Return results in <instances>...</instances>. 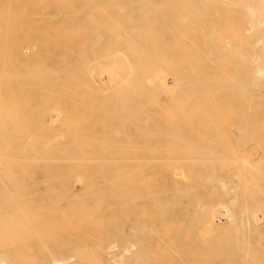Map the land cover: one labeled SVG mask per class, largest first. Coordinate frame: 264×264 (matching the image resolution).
<instances>
[{
	"label": "rangeland",
	"instance_id": "374dc122",
	"mask_svg": "<svg viewBox=\"0 0 264 264\" xmlns=\"http://www.w3.org/2000/svg\"><path fill=\"white\" fill-rule=\"evenodd\" d=\"M0 1H2V2H0V4H1L0 8L3 9L5 7V5H6V7L9 6L11 8V13L13 12L12 10H14V12H13L14 16H13V14L11 15L12 18L10 16L8 17L9 14L8 15L6 14L9 9L7 10V12L5 11L6 8H4L5 10L4 9L2 10V13L5 11L4 14L7 15L4 18L8 17V20L5 19V21H3V22H5V24H7L6 21H9V23H11L10 21L13 19L11 24L13 25L14 22H15V24L13 26L21 28V29L18 28V30L15 28V30H16V32H15L14 27H11L10 29L13 28V30H9L10 32L7 31V35L9 34L8 36L6 35V33L4 34V33H2L0 31L1 32L0 35H3V36L6 35L5 36L6 38L0 36L1 40L4 38L5 41H6L5 45L8 44L7 46H4L3 45L4 44V42H3L4 39L2 41H0L1 49H5L6 48L4 51L3 50L1 51L2 55L0 57H2L4 55V59L1 58L0 70L2 69L3 71L4 70L8 71V69H9V72H11L12 75H13V77H11V75H10L9 79L8 78L0 79L1 81L10 84V88L8 86L7 87L5 86L6 89L4 88L5 90H8V91L10 89V93H2L1 96H3L2 98H6V96H8L9 94H12V98H9L12 106H13L12 101L13 100L17 101V99H18V101L19 100L21 101L20 102L21 105H19V106H23L25 104L26 108H27L26 111H16V114L14 112L15 115L12 114V116H10L11 120H12V118H14L13 116H16L15 119H13L12 121L13 122L16 121V123H13V124H14V126L18 125L19 127L17 126L16 128H14V126H8L9 128H7L6 130L7 131L11 130V131H14L15 133H18L20 131L21 132H25L26 131L25 132L26 135L24 136L25 133L24 134L22 133V135L20 137L26 138V140H27V137L30 138V141L29 140H27V141L26 140H22V141H24V144H26V146H28V147H26V149L24 148L25 145H24V147L20 146V145H23L22 141L19 142L17 140V138H15L16 141L14 139L13 147H14V143L15 142H16V144H15L16 147H15V151H13L14 148H12L13 149L12 150V155L15 153V155H13V156H14V158H17V160L14 161L15 160L14 159L13 161L16 162V165H18V166H16L15 164H12V165H15V167H18V168H20V166L23 165L22 160L19 161L20 159H18V158H21L22 153H23L24 156L28 155L30 152L28 153L27 151L30 149V147H31V145L33 143L34 144L36 143V144H35V146L32 145L33 147H31V148H37L36 150L39 149V151L35 152V151H33V149H30V151L31 150L33 151V152L31 151L30 154L33 153V155H35L37 158L38 157H44L45 159H49L50 160V159H53V157H54V159H58V160H56V162L54 160H53L54 162L53 161H49V160H46L44 162H42L43 160H40V161L38 160V162H37V160H35L34 161L35 164L44 163L45 165L43 167L42 166H37V165H31L29 167V170H30V176L29 177H31L30 179H32V181H33V182H30V186H34L35 185L34 187H36L37 189H41V191H45V192H42V193H45V195L40 193L41 192L40 191V192H37L35 194V196L33 195V197L30 198V199L38 200L41 203H43V209L45 208L44 206H47L46 207V211H47V208H48L49 210L52 211L51 212L52 214L51 213H50V215L47 214L48 212H46L45 209L42 212L41 210H43V209L40 208V210H37L39 208H37V209L34 208V209H31L29 212L35 214V212L37 210L38 212H36V214H37L38 217H35V216L33 217L31 215V213H27L28 215L32 216L34 222L32 221V219L30 220V218H29V216L27 214L25 215V217L28 218V219L26 218L28 221L30 220L29 224L30 225L32 224L31 225V229H32L33 226L34 227L38 226V223L42 221L41 224L44 223L43 226L47 230H48L50 225H49V223L45 224L46 221H50V222L51 221H55V220L58 221L57 219L60 218L59 222H57V224L54 225L55 227L59 226L58 229L59 228L60 229L57 230V228H55V230H54L53 229L54 226H53V227H51V229L49 228L51 230V232H50V234H48L49 231L44 230V228H43L45 236H41L40 234H39V236H41L40 240L44 243V245H45V243L47 245L46 247H44L45 248L44 251L42 250V249H44L42 247L43 244L40 242V240L37 241L39 238L37 237L38 236V234H37L38 232L36 231L39 227H40V229H42V227H41L42 225L39 223L41 226L39 225V227H35L36 228L35 232H36L37 236H36V234H34L35 232L33 233L34 229H32L33 231L31 229H29V230L32 231V233L30 231V233L28 232V235L34 234L32 236H36L37 240H36L35 237H32V236H31L32 238H30L28 236L29 237L28 240H26L27 238L25 237L26 239H23V240L29 241L30 243H28V246L25 247V248H23V247L21 248L20 247L21 250L19 249V246H18L17 247L18 248V253L16 254V258L12 259L9 264H11V263L12 264H38L39 261H42L44 259H45L44 262L42 261L39 264H50L51 261H49V259H50L49 256L52 255V253L53 254L54 253H58V252H67V253H69V251H70V254H73L71 252L74 251L75 254L76 253L78 254V251H79L80 248L81 249H80L79 254L81 253L82 250H84L83 253L86 256H90L91 257L92 252H94L95 250L97 252V245L98 244H100V246H103L104 243H106V239L99 238L100 237L99 236L100 233H96L97 231L99 232V230H98L99 228H97V226L98 227H100V225L106 226L107 223H109L108 222L109 220L115 219L116 218L115 213L118 212V210L120 209V204L121 203H122L121 205H123L122 206V210H125V207L127 209L126 211H128V210L130 211L131 210L132 214L138 215V218L141 220V222L145 221V220H152V221H155V222L159 223L161 217H160V215H156L155 214L156 210L158 209V206L156 207V205H155L156 204L155 199H156V201H157V199L160 200V201H163V200L166 199V196L163 193L158 195V194H156L154 192V190L156 189V185H159L161 182H164V181L169 182L172 179V183L176 182V183H179V186H182V185L186 184L185 179H188L190 181V183H195L196 180H197V182L201 184L200 187L202 189V187H204V184H202V183H203L204 179L206 178L205 173L208 171V169L205 168V166H203L201 164H204V163H213L214 164L216 162L219 163V160H221L223 158V156H225L226 158H228L230 160L231 159L232 160H237V159H235L236 157L239 160L240 157H243L242 160L246 161L249 164L248 166H250V164H252L251 166H253V167L254 166L256 167V164L253 165L254 163H257V162L258 163H262V164L264 163V107L262 108V105L259 104V101L262 99L261 96L258 98L259 95L257 94L259 86L251 87V89L248 90L250 95L249 94L246 95V93H243L242 90H241V85H240L241 84L240 83L241 80L237 81V79H239V75L235 76V74H234V76L231 78L230 77V75H231L230 71L231 70L230 71L228 70V68L230 67L229 64H231V63L235 64V62H236L235 67L237 69L239 68V65H240L241 61L240 62L238 61L237 58H239V57H236L237 54L234 55L235 53H237L239 51V46H238V51H237V49L231 50L232 52H234L233 56L236 57V58H233V56H231V54L229 53L231 51L228 48L231 49V47L233 48V46H236L234 48H237V44L239 42V39H241L239 36L241 35V33L243 34V29H244V26H245V23H244L243 20H241V17L237 21H236V19L234 20V18L232 17V15H234V14L238 15V16H241V11L239 10V12H240L239 13V12L236 11V8L233 9L235 6H231L232 5L231 2H227L226 4H228V5H226V4L220 3V2H218L216 0L212 1L214 3H212L211 0L201 1V3L199 1H197L195 3L193 1H191L193 3H190V2L187 3V1H189V0H187L186 4H183V3H185V1L178 3L179 0H177V1H168V0H93L92 1L91 0V2L89 0H87V1L86 0H70V3L67 4V7H64L65 6V4H64L65 1L62 2V0H44V1H42V0H36V1L35 0H29V1L28 0H20V1L17 0L16 2H14V0L13 1L9 0V2H10L9 5L6 4V2H7L6 0H0ZM58 2H60V3H58ZM68 2H69V0H68ZM2 4H4V5H2ZM72 4H74L75 7ZM71 5L73 6V8H72ZM16 6H18V7L16 8ZM46 6H47V8H46ZM183 6H185V7H183ZM14 8H16V9L19 8L18 10H20V12H22V13L19 14L18 10H17L18 12L16 13V9H14ZM74 8H76V9H74ZM90 8H91V10H90ZM226 8L233 9L232 10L233 12L229 11ZM169 11H171V12H169ZM235 11H236V13H235ZM25 12L28 13V14H26ZM34 12H35V15L33 14ZM73 12H75V14ZM87 12H88L89 15L87 14ZM184 12H185V14H184ZM193 12H195V13H193ZM8 13H10V11ZM39 13H40V15H37ZM62 13H63V15H62ZM64 13H67V15L64 14ZM70 13L72 14L71 15L72 18L70 17ZM180 13H181L182 17L180 15ZM17 14H19V15H17ZM187 14H188L189 17L186 16ZM16 15H17V17L19 16L20 19L22 18V20L17 18ZM86 15H88V16H86ZM90 15H93V17H92L93 20L91 21L92 24L90 22H88V20L90 21V19H91V18H88ZM1 16L2 15L0 13V18H2ZM129 16H131V17H129ZM15 17L17 19H19L20 26H18L19 24L17 23L18 21H16L17 19ZM29 17L31 18V21L33 23H31L30 20H27ZM180 17L182 19H180ZM4 18L2 20H4ZM9 18H11V19L9 20ZM23 19H26V21H23ZM94 19H95V21H94ZM38 21H40V22L43 21V22L39 23ZM23 22H25L26 24H23ZM27 22H28V24H27ZM44 23H46V24H44ZM2 24H4V23H1V25ZM5 24L2 25V26L5 27ZM47 24H48V27H47ZM59 25H60V27H59ZM72 25L76 26L77 28L79 27V29H77V30H80V29H84V30L77 31L76 29H74L75 31H77V34L76 33L72 34V31H70V27H71V29L76 28V27H72ZM118 25H120V26H118ZM2 26H1L0 30L3 29ZM7 26L8 25H6V28H7ZM23 26H26V27H29V26L31 27L32 26L31 28L29 27L31 29V32L26 27L23 28ZM33 26H34V28H33ZM64 27L69 28V29L66 30ZM230 27H231V29H230ZM6 28L3 31L6 32V30L9 29V28H7V29ZM36 28H38V31H40L39 33H38V31H36L37 30ZM54 28H56V29L54 30ZM108 28H110V30ZM48 29H50V30H48ZM235 29H238V31L235 30ZM20 30H23V31L27 30L28 34H26V31L22 33ZM41 30L42 31H46V32H42ZM58 30H60V33L64 34V36L61 35ZM133 30H134V32H133ZM13 31H14V33H13ZM68 31H70V32H68ZM10 33H13L15 35L10 34ZM24 33H25V35L21 36ZM42 33L44 34V36L46 35L44 38H43V34ZM46 33L47 34L50 33L49 36H51V37H48V39H49L48 41L49 42L46 39V37H47ZM112 34L114 35V37H113ZM56 35H58V36H56ZM91 35H92V37H91ZM52 36H54V37L52 38ZM61 36H62V38H61ZM7 37H8L9 40L7 39ZM129 37H131V38H129ZM238 37H239V39H238ZM245 37H246V39H244ZM27 38H28V40H32V41H34L36 39L35 42H36V46L37 47H36V51L34 53L29 55L27 58H22V57H19V55L11 49L10 45H12V43H10V42H13L15 44L19 43L18 45L22 46L25 41H28ZM242 38H243V41L249 39L248 36H243ZM11 39H12V41H11ZM13 39H15V40H13ZM40 39H42V40H40ZM117 39H119V40H117ZM44 40L46 41V45L44 43L45 42ZM67 40H69V42ZM92 40H94L95 42H91ZM22 41H23V43H22ZM42 42H43V44L41 45ZM63 42H65L64 45H66V46L61 47L63 45ZM229 42L231 43V45L232 44L233 45L232 46L229 45ZM111 43H112V45H111ZM90 44H91V47H90ZM113 44H115V45H113ZM195 45L198 46V48L194 47ZM203 45H207L206 48L208 50V47H209V51L210 52H208L207 50H204L205 48L202 47ZM44 46L45 47L48 46V50L45 49ZM178 46H179V48H178ZM226 46H227V48H226ZM183 47H184V49H183ZM130 48H131V50H130ZM138 48H140V49H138ZM186 48H187V50H186ZM42 49H44L45 52H46V53L45 52L43 53V56L41 54L43 52ZM127 49H129V50L127 51ZM146 49H148V50H146ZM6 50H7V52H6ZM40 50H41V52H40ZM102 50H103V54L101 55L100 53L102 52ZM104 50H106L105 53H104ZM150 50L152 52H150ZM211 50L214 53H212ZM218 50H220L221 54H217ZM215 51H217V52H215ZM3 52H4V54H3ZM115 52L116 53L118 52L117 53L118 55L115 54ZM196 52H198V53H196ZM207 52H208V54L209 53L210 54L207 55ZM47 53L48 54L50 53V54L48 55ZM76 53L77 54L79 53L80 56L77 55V56H79V57H77ZM81 53H82V55H81ZM200 53L201 54L205 53L204 54L205 57H204V55H202L203 58H201V55H199ZM224 53H226V54H224ZM7 54H8V56H7ZM35 54L36 55H40L41 54V55H40V57H37ZM62 54H63V56H62L63 58L62 57L60 58L59 55H62ZM136 54H138V55H136ZM142 54H144V55H142ZM151 54H154V55L157 54V57L153 56ZM216 54H217V56L219 55V57L221 59V62H222L221 65H223V66L225 65L224 69H223V66H221V68H222L221 70L222 71L220 72L221 76H222L221 78L223 79L224 82H222L223 83L222 84L221 81H220V83L218 84V85L222 84V85H220L218 87L219 89H220V87H222V88H221V90H218L219 95H218V97L216 96V98H215V100L217 102H215V101H214V103L211 102L212 106L208 107L207 101H205L206 105H203V106H205L207 108H211V107L214 108L215 107V110L220 108V110L223 109V111H220V110L215 111L214 110V113H213V111H211V114L213 116H215V117H213L210 114L209 111L205 112L207 114L209 113V116H207V114H204L202 112V114L206 115L207 118L206 117L203 118V115L200 114V112H197V111H195V112H197L199 114L195 113V115L196 114L197 115L196 116L194 115V117H196V118H194L192 116L193 113L191 112L192 114H190V112H189L188 116L191 119V123H193V124H191V123H189L190 119L188 118L189 121H188V119H186L188 112L184 113V112H180V110L177 111L178 106H179V105L177 106V104H176V106L173 107V104L175 103L174 102L175 100H173V96H172V93H173V89H172L173 88V86H172L173 77L171 76V74L173 72L171 73L170 70L173 69V64L177 65L176 64L178 62L177 58L179 56H181L182 58H180V57L178 58L179 59L178 65H188V63H189V65L190 64L194 65V63H193L194 61L192 62L193 59H201V60H203V59L204 60L205 59L206 60L207 59H214V55H216ZM32 55H34V57ZM106 55L107 56H111V57H108V60H107L106 59L107 58ZM116 55L118 57H120V58H118ZM192 55H194V57ZM198 55L200 56L199 58L197 57ZM210 55H212V56H210ZM226 55H229V56H226ZM99 56H100V58H99ZM183 56L186 57L184 59H186L188 61L187 64H186V62H184V63L181 62V59H183ZM80 57H81V59H80ZM101 57H104V58H101ZM137 57H138V59H137ZM158 57H161V58H158ZM189 57H192V58H189ZM245 57H247V56H245ZM78 58L80 60H82V61H80V62H82L81 64H80V62H78L79 61ZM156 58H158V59H156ZM35 59L36 60L38 59V62ZM73 59L75 61H77V62L73 61ZM184 59L182 61H185ZM226 59H227V61H226ZM2 60H4L5 63ZM83 60H84V62L87 60L85 62V64H83ZM88 60H89V62H88ZM90 60H92V61H90ZM111 60L114 61V63ZM127 60L130 61V62H127ZM167 60H169V61H167ZM96 61H98L99 63L101 62L103 67L100 66L99 63L96 62ZM134 61L135 62L137 61V63L135 64ZM159 61L160 62L163 61V62L160 63ZM164 61H165V63H164ZM171 61L175 62V63H172ZM224 61H225V63H223ZM20 62H22L21 63L22 65H20ZM116 62L119 63L120 64L119 66H121L122 68L125 67L123 69L127 70L126 67L128 66V68H129L128 71L124 70L127 73L124 72L123 69H121V67L120 68H118V66L116 67V64H117ZM88 63H89V65H87ZM95 63H97L96 66H95ZM111 63H113V65H115V66L112 67ZM167 63H169V64H167ZM214 63H215V65L217 63L220 65L219 61L216 62V60H215ZM237 63H238V65H237ZM249 63H250V66H252L254 64V63L252 64V62L250 60L247 62V64H249ZM2 64H4V65H2ZM36 64L40 65V66L38 65L39 68L36 66ZM121 64L124 65V66H122ZM129 64H131V65H129ZM132 64L136 65V66H134V68L135 67L136 68L138 67V68L137 69L135 68L136 70L134 68L132 69L131 68V67H133ZM25 65L26 66L28 65L27 66L28 70H26V68H25V70L23 69L24 67H26ZM63 65H65V68L68 65L69 66L65 70V68H62ZM81 65H82V67H80ZM148 65H149V67H148ZM198 65H199V63H198ZM200 65H201V63H200ZM203 65L215 66V65H213V63L211 64V62L210 63L209 62L203 63ZM22 66H23V68H22ZM90 66L93 67V69ZM151 66H153V67H151ZM233 66L234 65L231 64V68ZM40 67H41V69H40ZM46 67L47 68L49 67L48 70H50V71H51L52 68L55 67L56 71L54 72V74H52V71L54 69L51 72H49L47 70L50 73L49 74V73L46 72V69H47ZM58 67H59V69L61 68V70L57 69ZM85 67H86V69H89L87 71V74H86ZM107 67L113 68V69H109ZM34 69H35V71L37 69V72H34L33 71ZM130 69H132V70L129 71ZM161 69H163V71H161ZM13 70L15 71L14 73H13ZM40 70H43V71H40ZM121 70H122V72H124V74L120 73ZM25 71L26 72L28 71V74ZM71 71H72V73H74L75 77H72V78H70L69 76L67 77L68 74L66 72H68V73L70 72L71 73ZM110 71L112 73H110ZM155 71L156 72L158 71V72L156 73ZM18 72H21L20 73L21 75L23 73H26V74L25 75L23 74L24 76L22 77V76L19 75ZM40 72L41 73L44 72V73L40 74ZM88 72H90V75H88L89 74ZM92 72H94V74ZM154 72L156 73L155 76H154ZM1 73H2V71H0V74ZM35 73H38V74L36 76H34ZM159 73L161 75H163V76H161ZM131 74H133V76ZM15 75H17V76L15 77ZM26 75H30V76L33 75V78L31 76L32 79L30 80L28 78L30 76L26 77ZM50 75L53 76V77H51ZM59 76H60V78H59ZM71 76H73V74ZM89 76H91V77H89ZM111 76H113V77H111ZM153 76L155 78H157V79L153 78ZM224 76H226V78ZM17 77L20 78V79H18ZM66 77L68 79L69 78L70 79L68 80ZM76 77H78L77 81L79 82V83H76V86L79 85L80 82H83L82 80H84L83 83L85 84V85H81L82 84L81 83L77 87L78 90H77V88H75L76 86H74L75 83L73 82V81L77 82L76 80H73V78L75 79ZM117 77L120 78V80ZM149 77H150V80L152 79V81H150V80L149 81L148 80L145 81L146 79H149ZM116 78L118 80H115ZM248 78H249V76L247 75V78H244V80H242V81L248 80ZM33 79L36 82L34 85L32 84L33 81H34ZM63 79H65V80H63ZM66 79L68 80V82L70 84L72 83L71 86L69 85L68 82H66ZM125 79H129L128 80L129 82L127 80H125ZM50 80H52V83H51ZM174 80L176 81L175 77H174ZM231 80H233V82H231ZM235 80L237 82H239L240 84H238L236 82V85H234V84L231 85V83H235ZM39 81L40 82L43 81V83H41V86L43 85L44 87L43 86L39 87V84H40ZM63 81H64V83H62ZM111 81H113V82L111 83ZM23 82L26 83L27 85L25 86V84ZM87 82H88V84H87ZM93 82H94V84H93ZM114 82H116V83H114ZM120 82H122V83H120ZM130 82L132 84H130ZM135 82H136V84H135ZM146 82H148V83H146ZM18 83H19V86H18ZM28 83H30L29 85H31L30 86L31 89L28 86ZM117 83H118L119 86L116 85ZM53 84L55 85V88L58 90V91L57 90L55 91L56 95H57V93H60V95L56 96V99H57L56 102H55V99H53L55 96L52 97L55 94L53 92L55 90L53 88L54 87ZM59 84L62 85L63 89H61V86H59ZM153 84H155V85L153 86ZM32 85H33L34 88L32 87ZM36 85L40 89L36 88L35 87ZM48 85L50 87L48 90H50V91L46 92V90H47L46 88L48 87ZM65 85H66L67 89L63 87ZM124 85H126V86L124 87ZM127 85H128V88H127ZM69 86L71 87L70 88L71 91L69 90ZM72 86H74V88ZM83 86H85V88ZM86 86H87V89L90 88V86H91L92 89L90 88L91 89L90 91H89V89H88V91H86L87 90ZM109 87H110V89H109ZM231 87H233V88H231ZM235 87H237V88H235ZM132 88L133 89L135 88V89L133 90ZM253 88H254V90H253ZM23 89L24 90L26 89V90L23 91ZM41 89L44 90L45 92L42 91ZM64 89H66V90H64ZM95 89H98L97 91H99L100 93L97 92ZM125 89L126 90L131 89V91L130 90L126 91ZM236 89L239 90V91L237 90L239 92V94H241V93L244 94L246 99L247 98L250 99V97H251L250 101H252L253 103H251L249 101V99H248L247 104L249 105V107L251 105L250 109L252 108L255 111H253L252 109L248 111L247 110V106L248 105H246V103L244 104V107L242 108L243 102L242 103H240V102L243 100L244 97L243 98L242 97H240V98L236 97L235 94L238 93L237 91H234ZM59 90H61V92ZM103 90H105L106 92L103 91ZM120 90L123 93H120L119 92ZM240 90H241V93H240ZM20 92H21V94H20ZM22 92H24V93L22 94ZM30 92L33 95L30 94ZM35 92H36V94H35ZM49 92H50V94L51 93H54V94H52V96L49 95V94L47 95V93H49ZM69 92H70V95H69ZM114 92L117 95L119 94L118 95V97H120L119 99L114 94ZM234 92H235V94H234L235 96L233 95ZM43 93H44V95L46 94L47 97L49 96V98L44 100L43 97L46 98V96H44ZM39 94L42 97H40ZM121 94L124 96V98H123V96ZM87 95H89V96L87 97ZM223 95H224V97H223ZM230 95H233V96H230ZM50 96H51V98H50ZM67 96L69 97V99L67 98ZM104 96L106 97V99H105ZM248 96H250V97H248ZM128 97H129V99H128ZM169 97H171V98H169ZM227 97H229V98H227ZM233 97H234V99H233ZM235 97L238 98V99H236ZM40 98H42V99H40ZM73 98L75 99V101H71V99L74 100ZM125 98H126V100H125ZM6 99H4V100H6ZM49 99H52L54 101V103H53L52 100L50 101ZM263 99H264V97H263ZM41 100L42 101L44 100V102L48 103V105L44 106L45 105L44 103H43L44 105H42V101ZM47 100H49L50 103ZM114 100H116V101H114ZM121 100H125L127 104H125V102L122 101L124 103V105H123V103L120 102ZM16 101H14L15 104L18 103V101L17 102ZM84 101H86V102H84ZM153 101L155 102L154 104H153ZM64 103H65V105H63ZM82 103H85V104L83 105ZM91 103H92V105H91ZM197 103L199 105H201V102L200 103L197 102ZM203 103L204 102H202V104ZM222 103L224 105H228L229 107L228 106L227 107H228L229 110L225 109L226 106H224ZM36 104L38 105V107H37V109H34V108H36L35 107ZM169 104H171L172 106L171 105L169 106ZM213 104H215V105H213ZM33 105H34V108L32 107ZM112 105H114V107ZM164 105H166V106H164ZM181 105L183 106L184 102L181 103ZM167 106H169L170 108L171 107L174 108L173 110L176 111V112H173L172 108L169 109ZM254 106H255V108H254ZM259 106H260V108L258 109ZM16 107L17 106L15 105L14 108H16ZM43 107L47 108L48 110L49 109H53V110H51V112L49 110V112H50L49 113V112H47V109H44ZM161 107H163L164 109L161 108ZM222 107H224V108H222ZM38 108L40 110H38ZM58 108H60V109H58ZM166 109H168V110L167 111H163V110H166ZM230 109H232V110H230ZM62 110L64 111V113L62 112ZM169 110L170 111L172 110V112L174 113V116H173V113L170 112ZM237 110H239V111L236 112V114H235V111H237ZM231 111H232V113H231ZM58 112H60V113H58ZM178 112L181 113V114H179ZM216 112H218V113H216ZM43 113H45V114L43 115ZM130 113L133 114V115L131 116ZM164 113H166L165 114L166 116L164 115ZM171 113H172V115H171ZM27 114H29L30 116H28ZM31 114H34V115H32V117H31ZM35 114H39V115H35ZM168 114H169V117H167ZM21 115L23 117H21ZM80 115H81V117H80ZM108 115H109V117H108ZM114 115L116 116L115 118H118V120L114 118ZM175 115L177 117L180 116L179 118L181 120L179 118L177 119V117H175ZM221 115H225V116L228 115L229 118L228 117L226 118L225 116H221ZM246 115H248V116H246ZM19 116L21 118H23L24 120L21 119ZM55 116H57V117H55ZM170 116H173L175 118L173 119V117L171 118ZM111 117H112V119H111ZM211 117H212V119H211ZM31 118L33 119V122L29 123V120L32 121ZM166 118H168V119H166ZM101 119L103 120V122L101 121ZM164 119H165V121H164ZM221 119L223 121H221ZM11 120H9V121L11 122ZM234 120H235V122H234ZM37 121H42L41 122L42 123L41 127H40L41 123L37 124L36 123ZM44 121L47 122V125L49 123L50 124L48 126H46V123H44ZM202 121H204V123H202ZM218 121H220L221 123L223 122V123L221 124ZM10 122H8V123L10 124ZM184 122H185V124H184ZM186 122H188V124H187L188 126L190 125V127H189L190 129H188V127L186 125ZM205 122L207 124L209 122L210 123L214 122L215 123L214 126H216V127L213 126L214 123H212L211 125L209 123V125H207ZM237 122H238V124H237ZM22 123H23V125L25 124V126L28 123L27 128L28 129L30 128L29 131L31 130L32 134L27 131L28 129H26L25 126H23V127L20 126V124H22ZM31 124H32V126L30 127ZM167 124H169V126ZM121 125H122V127H120ZM207 126H208V128H207ZM195 127H196V130H194ZM11 128H14L15 130L11 129ZM22 128L25 129V131ZM67 128L72 130V131L68 130L69 131V135H71V136H68V135L66 136L67 133H65V131L66 132H68V131L65 130V129H67ZM79 129H80V131H79ZM217 129L220 130V132L219 131L217 132ZM51 130H53V131H51ZM55 130H57L56 132L59 131L60 133L58 134V133L54 132ZM235 130H237V131H235ZM118 131H119V133L121 135L118 133ZM123 131L125 132L126 136L124 135ZM50 132H52V134ZM62 132L65 133V134H62ZM169 132H171L172 135ZM37 134H38L39 138L41 136L42 137L44 136V138L46 137L45 138L46 141L45 142L41 141V139L38 140L39 138L37 139ZM60 134L64 135V136L61 135L63 140L61 139ZM110 134H112V135L110 136ZM55 135H56L57 139L55 138ZM72 135L74 137V140L71 139ZM113 135L115 137H113ZM53 136H54V138H53ZM79 136H80L81 140H80ZM34 137L37 139V141H36V139H34ZM84 138H86L85 139L86 141L82 140ZM90 138H91V140H90ZM127 138L129 140V143H128ZM54 139H56L57 141L54 140ZM226 139H227V141H226ZM31 141L33 142L32 144H31ZM98 141H100V142H98ZM109 141H111V143ZM114 141H115V143H114ZM169 141H171L170 144H168ZM50 142H51V144H53L52 146L57 144L58 147H56V145L54 147L59 148L58 149L59 154H57L56 150L55 151L54 150H52V151L50 150V148H52L51 145H48L49 146L48 147L49 151L46 150L47 149L46 145L49 144ZM52 142H55V144L52 143ZM172 142H174V143H172ZM40 143H41V146H40ZM67 143H68V145H66ZM71 143L73 145H71ZM81 143H82V145H81ZM183 143H184V145H183ZM37 144L39 146H37ZM43 144H44V146H43ZM104 144H106V145H104ZM112 144H113V146H112ZM171 144H172V146H171ZM97 145H99V146H97ZM189 145L191 146V148L189 149V151H186V149L190 147ZM192 145H194L195 147H193ZM105 146H106V148H105ZM111 146L114 147L115 149H113ZM229 146H230V148H228ZM40 147H41V149L44 147L45 150L42 149L43 152H41ZM54 147H53V149H56ZM130 147H133V149L132 148L130 149ZM171 147H173V149ZM174 147H175V150H174ZM192 147L194 148V151H192L193 150ZM198 147L199 148L201 147L200 149L205 148V151L207 152V153L206 152L205 153L207 155H209V156L207 157L206 154L200 152L199 151L200 149ZM61 148L62 149H64V148L68 149V154L69 155L68 154L67 155L69 157L65 156L66 153H64V150H62L63 152L60 151ZM119 148H121V149L119 150ZM122 148L123 149L125 148L124 153L121 152ZM151 148H153L154 150L156 149L155 151H157L158 153H156L154 151L152 152ZM159 148H161V149H159ZM215 148H216V150H215ZM222 148H223V150H222ZM136 149H137V151H136ZM166 149H168V150H166ZM195 149L196 150L198 149L199 152L196 151ZM22 150H25V151H22ZM71 150L74 151V152H72ZM99 150H102V152L99 151ZM116 150H118L121 153L120 154L117 153L118 151L115 152ZM170 150L173 152V154L171 153ZM183 150H185L184 154L186 153V155H190V157H188V158L192 157V159L193 158L195 159V160H193V162L197 160L198 161L197 164H194L195 162L194 163L190 162V160L187 157H184L185 155L182 152ZM45 151L47 152V154H46ZM70 151H71V153H70ZM78 151H79V153H78ZM150 151L152 153H150ZM161 151H164V153H162ZM20 152H21V154H20ZM25 152H27L28 154H26ZM48 152H50V153H48ZM197 152L199 153V155H198ZM61 153H63V154H61ZM91 153L94 154V155H92ZM111 153H112V155H111ZM133 153H134V155H133ZM166 153H169V154L171 153L172 155L170 154V156H169V154L166 155ZM192 153L193 154L195 153V155H198L200 157L197 159L195 155H191ZM233 153L236 155V157H233ZM241 153H242L243 156H241ZM89 154H90V156H89ZM114 154L117 155V157ZM151 154H153V156ZM217 154L221 155L222 157L218 156ZM100 155H102V156H100ZM110 155H111V157H109ZM210 155L211 156L214 155V157H216L215 155H217L218 157L215 158L216 159L215 160L214 157L212 158V157H210ZM24 156H22V157H24ZM71 156H77V158L73 157L74 160L76 159V161L77 160H81V161H79V162L77 161L78 163H76L74 161L72 163V162H70L73 159ZM203 156H205L204 160H206V161L203 160V158H204ZM44 158H42V159H44ZM69 158H70V161L69 162L66 161V159L69 160ZM159 158H161L162 160H165V159L166 160H170L171 159L170 161H173V162H170L171 164L169 165L168 161H166V162L164 161L163 162ZM175 158H176V160H181L182 162L178 161V162H176L178 164H175L174 163L176 161ZM84 159H86V160H84ZM91 159H92V161L97 160V162L96 161L92 162ZM98 159L101 162H99ZM105 159L108 160V161H105ZM117 159H119L121 161L118 162ZM148 159L149 160L153 159L154 162H151V161H147L148 163L145 162ZM212 159H214V160H212ZM228 159H225L227 162L225 160H223L222 161L223 164L221 166H219L220 164L217 163L218 166H216V173L215 174L217 176H222V177L224 175H226V174L228 176H231L233 174V172L236 171L235 168H237V171L240 172L239 179H241V181L238 183L237 187L235 188L236 190L233 192V199L235 200V202L236 201L237 202L236 203L233 202L232 204H229L230 206L228 205L229 212H232V217L229 220H230V222L231 221L232 222L229 223L227 218H223V215L221 214V212H223V211L220 208V210L218 211V214L217 213L215 214L216 218L214 217V220L217 223L213 227L210 226V228H208L207 231L202 230L200 226L196 227L195 223L198 222V218L192 217L191 213L196 211L194 213V215H197L196 213L199 212V211H197L198 210V208H197L198 205L195 204L196 202L193 199L188 197L186 200H184V204L181 205V209H182L181 212H180V205L176 206V208L174 209V213L173 214H172V211H171V213L169 215V220H167V222H166L167 223L166 224L167 225V230L169 231V233L165 232V233L157 234V236H155V238H152V241L156 242V244L158 243L160 245L161 254H163V255L166 254L167 252L165 253L164 251H166L167 248H168V250L170 249L169 250L170 252H172V250L174 248L172 246V244L174 242H172V229H171L172 227L171 226H174V228H176L175 226L178 227L177 223L181 222V223H183V228H185L184 226H186V223L189 222L190 227H191L190 229H192L191 233H190V229L189 228L187 230L179 229L180 232L184 234V236H185V234H188V237L184 238L183 243L187 242L189 244V246L195 247V246H198V245L202 246V244L205 242V246H206V247L204 246L205 250L203 251L201 249L202 253L205 256L201 255V251L199 250L200 253L197 252L195 254L196 256L195 255L194 256H189V257L184 258V259H180L179 257H175L173 262L170 261L171 263L168 262V264H264V256H263L264 255V251H263L264 250V207H257L252 202L253 198H255V197L264 198V196H263L264 195V186H263L264 185V167H262L263 165H260V164L258 165L259 168L256 167L258 169L257 172L260 173V175H261L260 176L259 174H257V172H255L257 170L255 167H254L256 169L255 171L252 169V167H248L247 168V166H246L247 163L246 164L243 163V164H245L244 165V171L242 170L243 168L240 167V165L238 163H237V166L236 165L234 166L235 161H233V165H230L231 163H229V167H228V162H229ZM62 160H65V161H62ZM112 160L114 161V163L112 162ZM124 160H126V161L128 160L130 162H128V161L126 162ZM135 160H138V161H135ZM141 160H143V161H141ZM155 160L156 161L159 160V161L155 162ZM186 160H187V162H186ZM201 160H202V162H201ZM47 161H49V163ZM59 161H61V162H59ZM85 161H89V162H87L88 164H86ZM115 162H117L116 163L117 165L115 164ZM185 162H186V164H185ZM224 162H226V163H224ZM230 162H232V161H230ZM240 162L241 161H239V163ZM139 163H141V164H139ZM76 164L78 165V167H76L77 166ZM80 164L82 165V167L80 166ZM100 164H102V165H100ZM163 164H164V166L166 165V167L168 165L167 168H169V169L163 167L162 166ZM83 165H84V167H83ZM87 165H88V167H87ZM143 165L145 167H143ZM186 165H187V167H186ZM224 165H225V167H223ZM100 167H101V169H100ZM122 167H124V168H122ZM174 167L177 168V169H181L185 173V174L181 175L182 177L185 176L184 177L185 179H182L179 174H175L174 177L172 175H170V174H166V172L171 171L172 168H174ZM198 168H200V169L198 170ZM117 169L118 170L122 169L124 172H122V170L120 172ZM134 170H136V171H134ZM230 170H231V172L232 171L233 172L231 173ZM66 172H68V174H66ZM69 172H73V173L71 174ZM189 172L191 173V175H190ZM245 172H247L249 174V176L252 177V180L255 181L254 182L255 184L251 183V178H248L249 179L248 180L245 177L244 180H242L243 177H244L243 174ZM124 173H127L128 176L127 175H123V176H125V177H123L122 174H124ZM194 173H198V175H195ZM31 174H33V175H31ZM93 174H95V175H93ZM248 174H246L247 177H249ZM53 175H54V177L51 178V176H53ZM62 175H64V177L66 175L67 178L66 177L63 178ZM91 175H93V176H91ZM240 175H241L242 178H240ZM76 177L79 180L78 182L86 180V181H83L82 183H84L88 187L90 186L89 188H91V189L90 190L83 189V186H81L80 183L77 182V180H76L77 178ZM80 177H81V179H80ZM90 177H91V181L89 180ZM188 177H190V178H188ZM44 178H46V179H44ZM68 178H70V179H68ZM74 178H76V179H74ZM146 178H148V180L149 181L151 180V181L149 182ZM57 179H59V180H57ZM125 179L127 180L128 184L126 183ZM145 179H146L147 183L145 182ZM160 179H162V180H160ZM49 180H50V182H49ZM101 180L104 181V182H102ZM109 180H111V183H109L110 182ZM141 180L142 181L144 180L145 183L142 182L144 184H141ZM260 180L263 181V182H259ZM34 181H36V183H34ZM45 181H46V183H45ZM243 181H245L244 184H243ZM139 182H140V184H139ZM42 183H44V184H42ZM113 183H116L117 186H116V184H113ZM118 184H122L121 188L119 187L120 185H118ZM256 184L259 185V186H257ZM95 185H97V186L93 187ZM253 186H257V188H255V187L253 188ZM51 187H53V188L51 189ZM242 187L244 188V190H243ZM259 187L262 190L259 189ZM45 188L48 189L49 192ZM111 188H113L114 190H111ZM130 188H132V190H133L132 192L133 193H131V191H129ZM257 189H258L259 192L257 191ZM50 191H51L52 194L50 193ZM79 191H83V192H79ZM243 192H244V194H243ZM260 192H262L263 194L260 193ZM30 194H32V192ZM75 194H77V195H75ZM82 194H84V195L81 196ZM85 194H87L89 196H86ZM123 194H125V195H123ZM129 194H131V195L133 194L132 197ZM55 195H59V196H55ZM72 195H74V197ZM77 196H79L78 197L79 199L77 198ZM120 196H121V198H120ZM249 197H251L252 199H249ZM49 198H52L53 200L52 199L49 200ZM101 198H102V200H99ZM105 198L106 199L108 198V200H105ZM135 198H137V199L135 200ZM222 199H226V196L224 197L223 195H221V200ZM95 200L96 201L98 200L97 201L98 203ZM129 200H131V201H129ZM53 201L58 202V205H55L56 202H55L54 205H52ZM85 201L87 202L86 204H85ZM81 202L84 203V204L81 205L80 204ZM91 202H92V204H91ZM49 204L53 208L51 206L49 207ZM76 204H77V206H75ZM78 204L82 208L78 207L79 206ZM88 205H91V206L93 205L94 208H96L97 206L99 207L100 205H102V207H99V208L97 207L98 211L96 212L94 210L93 211L94 213H93L92 212V207H91V210H89L90 207ZM112 205L113 206L115 205V206L113 207ZM55 206L60 208V210L58 208H56ZM71 206H73V207L69 208ZM105 206H106V208H104ZM108 206H109V208H107ZM74 207L76 209H78V211L76 209H74ZM87 207H89V208H87ZM195 207H196L197 210L195 209ZM63 208H67V211H65L66 209H64V215H65L64 218H65V220L61 219V218H63L62 214H60V216L58 215L59 212L63 211ZM102 208H103V210H102ZM234 208H235V210H234ZM53 209L56 211L55 214H53V212H54ZM82 209H83V212H82ZM87 209L90 212L86 211ZM252 209H254V210H252ZM245 210L248 211V212H245ZM250 210H252V212L255 211L256 215L258 216V217L257 216L256 217L258 218L259 222H258L257 219L255 221V220H252L251 218H249V213H252V212H250ZM39 211H41V212H39ZM85 211H86L87 214L84 213ZM237 211H239L238 214H242L244 212L246 214V216H244V214H243V215H241L242 217H239V218H242V219H239L238 223H236L237 222L236 218L238 217ZM79 212L82 213V216H83L82 218H81V214ZM95 212H96V214H95ZM143 212H145V213H143ZM179 212H180V214H179ZM92 213L94 215H91ZM143 214H144V216H143ZM39 215L42 217V219L41 218L38 219L37 220L38 223H36L37 221L35 222L36 219H34V218H39ZM86 215H88V217H89V215H91V217H93L94 219L93 218L90 219L91 217H89V219L91 221L87 220V219H85ZM260 215H263V216H260ZM94 216H96V218L97 217L101 218L99 220H101L103 224H100V225L98 224L96 226L95 225L96 222H93L96 219ZM20 217H21V215H20ZM23 217H21V219ZM76 217H79V220H80V218L82 220L84 219V220H86V222L85 221L80 222L79 220H77L78 218L76 219ZM191 217L194 218L195 222H194V220L192 221ZM48 218L51 219V220H49ZM66 218H67V221H66ZM129 218H131V216H129V217L125 216L124 217L125 222ZM188 218H190V219H188ZM27 220H24L25 223L28 222ZM74 220L75 221H79L80 223H82V225H79L80 223L77 225V222L74 223L75 222ZM246 221H247V224H248L247 226L248 227L246 226ZM253 221H255L257 223L255 224V222H253ZM92 222H93V224L95 223L94 225L97 228L96 230H95V226L92 225ZM170 222H172L173 224H171ZM83 223L85 225H83ZM239 223H241L242 225L239 224ZM68 224H71L72 226H74V224H76V226H74L75 227L74 228L71 225H69L70 227H72L71 229H69V227H66V225H68ZM237 224H239V225H237ZM197 225H198V223H197ZM25 227H27V229H28V225L25 226ZM240 227H242V228H240ZM73 228H74L75 231H73ZM168 228H170V229H168ZM194 228H195V230H194ZM27 229H25V230H27ZM200 229H201V232L199 231ZM254 229H255V231L253 232ZM20 230H21V228H20ZM52 230H54V231H52ZM56 230H57V232H56ZM91 231H93V232H91ZM196 231H197V234H196ZM23 232L25 233V231L23 230L21 234H23ZM42 232H40V233H42ZM44 233H43V235H44ZM21 234H20V237L22 236ZM97 234H98V236H97ZM17 235H19V233ZM24 235H27V234H23V236ZM257 235H258V237H257ZM46 236H47V239H45ZM49 236L51 237V239L50 238L48 239ZM163 236H165V237H163ZM260 236H261V238H260ZM157 237L161 238L162 241H161V239L159 240ZM242 237L243 238L245 237L244 238L245 241L243 240ZM17 238L18 237H16V239ZM21 238H23V237H21ZM96 239H98L97 240L98 242L96 241ZM17 240H19V239H17ZM100 240H101V242H100ZM246 240H247L248 243L246 242ZM201 241H203V243ZM166 242H168V243H166ZM62 243H64V244H62ZM177 244H180V243L177 242ZM213 244H214V246H213ZM40 245H42V246H40ZM53 245H54L55 248L53 247ZM90 245L93 246L92 248H94V250L92 248H90L91 247ZM94 245L96 246V248H95ZM164 245L166 246V249H165ZM167 245H169V247ZM174 245H175V243H174ZM216 245H217V247H215ZM85 246L87 247V249H86ZM88 247H89V249H88ZM163 248L165 250H163ZM28 249H30V250L27 251ZM46 249H48L47 253L45 252ZM40 250H41V253H40ZM87 250L92 251L90 253V255H87L89 253ZM198 253H199V255H198ZM20 254H21V258H19ZM75 254H73V255H75ZM93 254L95 256V252ZM73 255L71 256L69 261L67 260L66 262H63V263H60V264H68V263L69 264L70 263L71 264H109V263L111 264V263H113V262H110L108 257H101L99 255H97L98 256L97 259H98V261H101V262L96 261L97 260L95 258L96 256L95 257L93 256V258L91 257L92 259L88 258V259H90L89 260L90 262H86L88 260V259L85 260L87 258L86 256H85L86 258H83L82 254H80L79 256H81V257L78 258V255H75V256H73ZM197 255H198V257H197ZM24 256L26 258L27 257L30 258L29 256H31V258H32V256H34L35 259L32 258V260H34V261L36 260V262L33 263V261H30L28 263V261L31 260V259L27 260ZM76 256H77V258L75 259L74 257H76ZM20 259H24L23 260L24 263ZM78 259H80V260H78ZM18 260H20L22 263H20V262L18 263ZM83 260H85V261H83ZM179 260H181V262ZM128 264H130V263H128Z\"/></svg>",
	"mask_w": 264,
	"mask_h": 264
},
{
	"label": "bare ground",
	"instance_id": "6f19581e",
	"mask_svg": "<svg viewBox=\"0 0 264 264\" xmlns=\"http://www.w3.org/2000/svg\"><path fill=\"white\" fill-rule=\"evenodd\" d=\"M7 2H6V4L7 5H9V0H6ZM13 1V0H12ZM17 0H14V2H16ZM20 1V0H19ZM18 1V2H19ZM29 1V0H28ZM27 1V2H28ZM36 1V0H35ZM34 1V2H35ZM42 1H44V0H42ZM63 1H65V6L64 7H67V4H69L70 3V0H69V2H68V0H62V2ZM87 1V0H86ZM90 2H91V0H89ZM93 1V0H92ZM168 1H177V0H168ZM185 1V3H183V4H186V1L187 0H179V2L178 3H180V2H184ZM191 1H193L194 3L195 2H197V1H199L200 3H201V1H206V0H189V1H187V3L188 2H190V3H193V2H191ZM208 1V0H207ZM212 1H214V0H211V2ZM216 1H218V2H220V3H222V4H226L227 2H231L232 3V5L231 6H235L233 9H235L236 8V11L237 12H239V10L241 11V16H238V15H232V17L234 18V20L236 19V21L241 17V20H243L244 21V23H245V26H244V29H243V34L241 33V35L239 36L241 39H239V37H238V39H239V42H238V44H237V48H234V47H236V46H233V48L231 47V49L230 48H228L230 51L231 50H235V49H237V51H238V46H239V51L237 52V53H235L234 54V52H229L230 54H231V56H233V54L234 55H236V57H239V58H237L238 59V61L240 62V65H239V68L237 69L236 67H235V65H236V62H235V64L234 63H231V64H233L234 66L231 68V64H229L230 65V67L228 68V70L230 71V77L232 78L233 76H234V74H235V76L236 75H239V79H237V81H239V80H241L240 81V83L239 82H237L236 80H235V83H231V85L232 84H234V85H236V82L238 83V84H240L241 85V90H242V92L243 93H246V95H248L249 94V92H248V90H250L251 89V87H254V86H259L258 87V92H257V94L259 95L258 96V98L261 96L262 97V99L259 101V104L260 105H262V108L264 107V99H263V97H264V0H216ZM215 1V2H216ZM0 2H2V1H0ZM17 2V3H18ZM210 2V1H209ZM224 2V3H223ZM12 3V2H11ZM31 3V2H30ZM29 3V4H30ZM56 3V2H55ZM58 3H60V2H58ZM94 3V2H93ZM212 3H214V2H212ZM16 4V3H15ZM25 4V3H24ZM62 4V3H61ZM88 4V3H87ZM102 4V3H101ZM100 4V5H101ZM1 5V4H0ZM2 5H4V4H2ZM31 5V4H30ZM59 5V4H58ZM73 6H74V4H72ZM71 5V6H72ZM90 5V4H89ZM92 5V4H91ZM96 5V4H95ZM99 5V6H100ZM188 5V4H187ZM190 5V4H189ZM211 5V4H210ZM226 5H228V4H226ZM73 6H72V8H73ZM93 6V5H92ZM136 6V5H135ZM18 6H16V8H17ZM58 7V6H57ZM75 7V6H74ZM113 7V6H112ZM140 7V6H139ZM183 7H185V6H183ZM4 8H6V10L4 9ZM3 9L7 12V10H8V12L10 11V13H6L7 15H8V17L10 16L11 17V15L13 14V12H14V10H12L13 12L11 13V8L9 7V6H7L6 7V5H5V7H4ZM13 8V7H12ZM16 8H14V9H16ZM46 8H47V6H46ZM124 8V7H123ZM2 8H0V13H1V17L2 18H0V25H1V23H4L5 24V22H3V21H5V19H7L8 20V17L7 18H4V17H6L7 15L6 14H4V12L2 13V10H3ZM19 9V8H18ZM18 9H16V13L18 12L19 14H21L22 12H20V10H18ZM42 9V8H41ZM74 9H76V8H74ZM120 9V8H119ZM186 9V8H185ZM226 9H228L229 11H231V12H233L232 10L233 9H231V8H226ZM18 10V11H17ZM46 10V9H45ZM68 10V9H67ZM89 10V9H88ZM90 10H91V8H90ZM225 10V9H224ZM27 11V10H26ZM41 11V10H40ZM77 11V10H76ZM75 11V12H76ZM122 11V10H121ZM194 11V10H193ZM236 11H235V13H236ZM75 12H73L74 14H75ZM142 12V11H141ZM169 12H171V11H169ZM173 12V11H172ZM227 12V11H226ZM15 13V14H16ZM24 13V12H23ZM26 13V12H25ZM83 13V12H82ZM193 13H195V12H193ZM228 13V12H227ZM240 13V12H239ZM4 14V15H3ZM19 14H17V15H19ZM26 14H28V13H26ZM34 15H35V12L33 13ZM48 14V13H47ZM55 14V13H54ZM64 14H66L67 15V13H64ZM77 14V13H76ZM87 14H88V12H87ZM184 14H185V12H184ZM215 14V13H214ZM226 14V13H225ZM17 15H16V17H17ZM23 15V14H22ZM21 15V16H22ZM32 15V14H31ZM30 15V16H31ZM37 15H40V13L39 14H37ZM51 15V14H50ZM59 15V14H58ZM62 15H63V13H62ZM71 13H70V17H71ZM89 15V14H88ZM88 15H86V16H88ZM177 15V14H176ZM180 15H181V13H180ZM227 15V14H226ZM13 16H14V14H13ZM24 16V15H23ZM170 16V15H169ZM168 16V17H169ZM175 16V15H174ZM179 16V15H178ZM186 16H188V14L186 15ZM15 17V18H16ZM27 17V16H26ZM85 17V16H84ZM93 15H90L88 18H91L90 19V21L88 20V22H90L91 23V21L93 20ZM129 17H131V16H129ZM181 17H182V15H181ZM180 17V19H182ZM189 17V16H188ZM4 18V20H2ZM12 18V17H11ZM11 18H9V20L11 19ZM17 18H19V16L17 17ZM16 18V19H17ZM30 18V17H29ZM27 19V20H30L31 21V18L30 19ZM68 18V17H67ZM72 18V17H71ZM87 18V19H88ZM187 18V17H186ZM15 19V20H16ZM20 19V18H19ZM19 19H17L16 21H18L17 23L19 24L18 26H20V23H19ZM40 19V18H39ZM48 19V18H47ZM86 19V20H87ZM128 19V18H127ZM168 19V18H167ZM174 19V18H173ZM225 19V18H224ZM13 20V19H12ZM12 20L10 21L11 23H12ZM20 20H22V18L20 19ZM62 20V19H61ZM69 20V19H68ZM101 20V19H100ZM228 20V19H227ZM240 20V21H241ZM23 21H26V19H23ZM59 21V20H58ZM67 21V20H66ZM94 21H95V19H94ZM93 21V22H94ZM125 21V20H124ZM143 21V20H142ZM226 21V20H225ZM7 22V24H5V27L4 26H2V25H4V24H2L1 26H2V30H0L2 33H6V35H7V31L8 32H10L9 30H13V28L12 29H10L11 27H14L13 25L15 24V22H14V24L12 25L11 23H9V21H6ZM39 23H42V22H40V21H38ZM46 22V21H45ZM87 22V23H88ZM10 25H9V24ZM30 23V22H29ZM31 23H33L32 21H31ZM35 23V22H34ZM47 23V22H46ZM46 23H44V24H46ZM66 23V22H65ZM96 23V22H95ZM94 23V24H95ZM192 23V22H191ZM22 24V23H21ZM23 24H26L25 22H23ZM27 24H28V22H27ZM37 24V23H36ZM51 24V23H50ZM92 24V23H91ZM6 25H8L7 26V28H9V29H7L6 28ZM17 25V24H16ZM52 25V24H51ZM65 25V24H64ZM68 25V24H67ZM211 25V24H210ZM1 26H0V29H1ZM27 26V25H26ZM26 26H23V28H25ZM50 26V25H49ZM118 26H120V25H118ZM30 27V26H29ZM29 27H26L27 29H29L30 30V32H31V27L29 28ZM47 27H48V24H47ZM54 27V26H53ZM52 27V28H53ZM59 27H60V25H59ZM72 27H76V26H73L72 25ZM7 29L6 30V32L5 31H3L4 29ZM15 28L18 30V28H20V27H14V30H15ZM33 28H34V26H33ZM66 30H68L69 28H66V27H64ZM238 28V27H237ZM21 29V28H20ZM37 29V30H36ZM35 30L36 31H38V28H36ZM56 28H54V30H55ZM74 29H79V27L77 28H73V29H71V27H70V31H72V34L73 33H76L77 34V31H81V30H84V29H80V30H77V31H75ZM97 29V28H96ZM109 30H110V28H108ZM142 29V28H141ZM148 29V28H147ZM230 29H231V27H230ZM234 29V28H233ZM34 30V29H33ZM40 30V29H39ZM43 30V29H42ZM41 30V31H42ZM46 30V29H45ZM48 30H50V29H48ZM89 30V29H88ZM138 30V29H137ZM146 30V29H145ZM188 30V29H187ZM228 30V29H227ZM226 30V31H227ZM235 30H237L238 31V29H235ZM22 33L23 32H25L26 31V34H28V32H27V30H25V31H23V30H20ZM59 31V33H60V30H58ZM70 31H68V32H70ZM87 31V30H86ZM130 31V30H129ZM196 31V30H195ZM241 31V30H240ZM1 32H0V34H1ZM15 32H16V30H15ZM35 32V31H34ZM40 31H38V33H39ZM42 32H46V31H42ZM124 32V31H123ZM133 32H134V30H133ZM13 33H14V31H13ZM13 33H10V34H13ZM48 33V32H47ZM46 33V34H47ZM55 33V32H54ZM58 33V32H57ZM41 34V33H40ZM43 34V33H42ZM50 34V33H49ZM49 34H47V37H46V39H47V41L49 40L48 39V37H51V36H49ZM61 35H63L64 36V34H62V33H60ZM75 34V35H76ZM81 34V33H80ZM146 34V33H145ZM195 34V33H194ZM6 35H0L1 37H4V38H6L5 36ZM9 35V34H8ZM7 35V36H8ZM13 35H15V34H13ZM12 35V36H13ZM19 35V34H18ZM23 35H25V33L24 34H22L21 36H23ZM54 35V34H53ZM113 35V34H112ZM120 35V34H119ZM127 35V34H126ZM132 35V34H131ZM134 35V34H133ZM233 35V34H232ZM46 36V35H45ZM44 36V34H43V38L45 37ZM55 36V35H54ZM54 36H52V38L54 37ZM56 36H58V35H56ZM60 36V35H59ZM121 36V35H120ZM123 36V35H122ZM243 36H248L249 37V39H247V40H244L243 41V38L242 37ZM26 37V36H25ZM42 37V36H41ZM91 37H92V35H91ZM113 37H114V35H113ZM3 38V39H4ZM11 38V37H10ZM40 38V37H39ZM56 38V37H55ZM61 38H62V36H61ZM112 38V37H111ZM117 38V37H116ZM129 38H131V37H129ZM2 39V40H3ZM7 39H8V37H7ZM237 39V40H238ZM244 39H246V37L244 38ZM1 40V38H0V41H2ZM9 40V39H8ZM7 40V41H8ZM13 40H15V39H13ZM18 40V39H17ZM22 40V39H21ZM27 40H28V38H27ZM40 40H42V39H40ZM39 40V41H40ZM71 40V39H70ZM117 40H119V39H117ZM131 40V39H130ZM236 40V39H235ZM242 40V41H241ZM11 41H12V39H11ZM36 39L34 40V41H32V40H28V41H25L24 42V44L21 46V45H18L19 43H17V44H15V43H13V42H10V43H12V45H10V47H11V49L14 51V52H16L18 55H19V57H22V58H27L29 55H31L32 53H34L35 51H36ZM45 41V40H44ZM68 42H69V40H67ZM110 41V40H109ZM4 46H7V45H5V43H6V41H5V39H4ZM2 42V43H3ZM17 42V41H16ZM49 42V41H48ZM47 42V43H48ZM53 42V41H52ZM91 42H95L94 40H92ZM97 42V41H96ZM112 42V41H111ZM115 42V41H114ZM236 42V41H235ZM8 43V42H7ZM22 43H23V41H22ZM40 43V42H39ZM45 43V45H46V41L44 42ZM64 43L65 42H63V45L61 46V47H63V46H66V45H64ZM84 43V42H83ZM109 43V42H108ZM1 44V43H0ZM15 44V45H14ZM43 44V42L41 43V45ZM96 44V43H95ZM165 44V43H164ZM175 44V43H174ZM93 45V44H92ZM111 45H112V43H111ZM113 45H115V44H113ZM125 45V44H124ZM133 45V44H132ZM202 45V44H201ZM223 45V44H222ZM227 45V44H226ZM229 45H231V43L229 42ZM233 45V44H232ZM231 45V46H232ZM109 46V45H108ZM188 46V45H187ZM192 46V45H191ZM206 46L207 45H203L202 47H204L205 49L204 50H207V48H206ZM216 46V45H215ZM228 46V45H227ZM227 46H226V48H227ZM42 47V46H41ZM74 47V46H73ZM79 47V46H78ZM89 47V46H88ZM90 47H91V44H90ZM89 47V48H90ZM189 47V46H188ZM194 47H197L198 48V46H194ZM201 47V48H202ZM219 47V46H218ZM5 48V47H4ZM44 48L45 49H47L48 50V46H44ZM141 48V47H140ZM140 48H138V49H140ZM144 48V47H143ZM178 48H179V46H178ZM196 48V49H197ZM200 48V49H201ZM213 48V47H212ZM217 48V47H216ZM6 49V48H5ZM5 49H1V47H0V56L2 55L1 53V51L3 50H5ZM183 49H184V47H183ZM219 49V48H218ZM43 50V52L41 53L42 54V56H43V53L45 52V50L44 49H42ZM46 50V51H47ZM79 50V49H78ZM129 49H127V51H128ZM130 50H131V48H130ZM137 50V49H136ZM146 50H148V49H146ZM180 50V49H179ZM186 50H187V48H186ZM222 50V49H221ZM80 51V50H79ZM119 51V50H118ZM208 52H210L209 51V47H208V50H207ZM6 52H7V50H6ZM11 52V51H10ZM40 52H41V50H40ZM93 52V51H92ZM106 52V50H104V53ZM121 52V51H120ZM119 52V53H120ZM137 52V51H136ZM149 52V51H148ZM150 52H152L151 50H150ZM156 52V51H155ZM208 52H207V55H209L208 54ZM211 52H212V50H211ZM215 52H217V51H215ZM236 52V51H235ZM46 53V52H45ZM114 53V52H113ZM118 53V52H117ZM116 52H115V54H117ZM134 53V52H133ZM141 53V52H140ZM146 53V52H145ZM196 53H198V52H196ZM212 53H214V52H212ZM3 54H4V52H3ZM40 54V55H41ZM48 54V53H47ZM50 54V53H49ZM48 54V55H49ZM92 54V53H91ZM101 55L103 54V50H102V52L100 53ZM99 54V55H100ZM179 54V53H178ZM205 54V53H204ZM204 54H199V55H201V58H203L202 57V55H204ZM217 54H221L220 53V50H218V52H217ZM217 54L216 55H214V59H203V60H201V59H193L192 60V62L194 63V65H192V64H190L189 65V63H188V61L186 60V59H184V58H186V57H184L183 56V59L185 60V61H182L183 59H181V62H186V64L188 63V65H178V62H179V57L180 58H182L181 56H179L178 58H177V60H178V62L176 63L177 65H174L173 64V69L172 70H170V72L173 74H171V76L173 77V82H172V86H173V93H172V96H173V100H175L174 102V104H173V107L174 106H176V104H177V106H178V109H177V111L178 110H180V112H188L187 113V117H186V119H188L189 118V112H190V114H192V116L194 117V115H195V113H197V112H200V114H202V112L204 113V114H207V113H205L206 111L208 112H210V114H211V111H213V113H214V110H215V107L214 108H207V107H205V106H203V105H206L205 104V101H207V104H208V107H210V106H212L211 105V102H213L214 103V101L215 102H217L216 100H215V98H216V96L218 97V95H219V92H218V90H221V88L222 87H220V89L218 88L220 85H222L223 83L222 82H224L223 81V79L221 78L222 76H221V66H223V65H221V59H220V57H219V55L217 56ZM224 54H226V53H224ZM223 54V55H224ZM228 54V53H227ZM36 55V54H35ZM40 55H36L37 57H40ZM77 55H79V53L77 54L76 53V56ZM81 55H82V53H81ZM100 55V56H101ZM109 55V54H108ZM111 55V54H110ZM118 55V54H117ZM116 55V56H117ZM131 55V54H130ZM136 55H138V54H136ZM135 55V56H136ZM142 55H144V54H142ZM149 55V54H148ZM151 55H153V56H156L157 57V54H151ZM183 55V54H182ZM197 56L198 58L200 57V56ZM7 56H8V54H7ZM33 57H34V55H32ZM51 56V55H50ZM60 56V58L63 56V54L62 55H59ZM80 56V55H79ZM79 56H77V57H79ZM100 56H99V58H100ZM107 56V55H106ZM112 56V55H111ZM111 56H107V60H108V57H111ZM115 56V55H114ZM124 56V55H123ZM193 57H194V55H192ZM210 56H212V55H210ZM209 56V57H210ZM222 56V55H221ZM226 56H229V55H226ZM245 56H247V57H245ZM10 57V56H9ZM36 57V58H37ZM94 57V56H93ZM105 57V56H104ZM104 57H101V58H104ZM118 57V56H117ZM125 57V56H124ZM148 57V56H147ZM196 57V58H197ZM204 57H205V55H204ZM218 57V58H217ZM223 57V56H222ZM236 57H234L233 56V58H236ZM1 58L2 59H4V55L2 56V57H0V61H1ZM44 58V57H43ZM63 58V57H62ZM76 58V57H75ZM115 58V57H114ZM118 58H120V57H118ZM149 58V57H148ZM153 58V57H152ZM158 58H161V57H158ZM158 58H156V59H158ZM163 58V57H162ZM176 58V57H175ZM174 58V59H175ZM189 58H192V57H189ZM188 58V59H189ZM217 58V59H216ZM249 58V59H248ZM46 59V58H45ZM44 59V60H45ZM79 59V58H78ZM80 59H81V57H80ZM79 59V61L78 62H80V61H82V60H80ZM95 59V58H94ZM113 59V58H112ZM137 59H138V57H137ZM151 59V58H150ZM228 59V58H227ZM227 59H226V61H227ZM36 60V59H35ZM77 60V59H76ZM97 60V59H96ZM143 60V59H142ZM161 60V59H160ZM176 60V59H175ZM215 60H216V62L217 61H219L220 62V65L218 64H216L215 65ZM251 61L252 62V66H250V63L249 64H247V62L248 61ZM4 63H5V61L4 60H2ZM37 62H38V59L36 60ZM67 61V60H66ZM73 61H75L74 59H73ZM87 61V60H86ZM85 61V62H86ZM90 61H92V60H90ZM112 61V60H111ZM120 61V60H119ZM123 61V60H122ZM141 61V60H140ZM167 61H169V60H167ZM191 61V60H190ZM189 61V62H190ZM214 61V62H213ZM45 62V61H44ZM64 62V61H63ZM75 62H77V61H75ZM85 62H84V60H83V64H85ZM88 62H89V60H88ZM95 62V61H94ZM96 62H98V61H96ZM113 63H114V61H112ZM127 62H130V61H128L127 60ZM154 62V61H153ZM160 62V61H159ZM158 62V63H159ZM161 62H163V61H161ZM160 62V63H161ZM172 62V61H171ZM206 62H211V64L213 63V65H215V66H208V65H203V63H206ZM2 63V62H1ZM22 62H20V65H22L21 64ZM82 62H80V64H81ZM91 63V62H90ZM99 63V62H98ZM113 63H111V65H112V67L113 66H115V65H113ZM117 63V62H116ZM115 63V64H116ZM132 63V62H131ZM134 63L136 64L137 63V61L135 62L134 61ZM133 63V64H134ZM144 63V62H143ZM164 63H165V61H164ZM172 63H175V62H172ZM198 63H199V65H198ZM200 63H201V65H200ZM223 63H225V61L223 62ZM82 64V65H83ZM92 64V63H91ZM96 64L97 63H95V66H96ZM118 64V65H117ZM116 64V67L118 66V68H120L121 66H119L120 64L119 63H117ZM132 64V66L133 67H131L132 69L134 68V66H136V65H133ZM142 64V63H141ZM146 64V63H145ZM144 64V65H145ZM167 64H169V63H167ZM166 64V65H167ZM171 64V63H170ZM180 64V63H179ZM2 65H4V64H2ZM19 65V64H18ZM17 65V66H18ZM39 65V64H38ZM37 64H36V66L39 68V66H38ZM45 65V64H44ZM82 65L80 66V67H82ZM87 65H89V63L87 64ZM99 65L100 66H102L103 67V65L101 64V62L99 63ZM122 65V64H121ZM129 65H131V64H129ZM138 65V64H137ZM147 65V64H146ZM237 65H238V63H237ZM16 66V67H17ZM24 66V65H23ZM23 66H22V68H23ZM26 66V65H25ZM28 66V65H27ZM27 66L26 67H24L23 69L25 70V68H26V70H28L27 69ZM55 66V65H54ZM67 66V65H66ZM69 66V65H68ZM67 66V67H68ZM109 66V65H108ZM122 66H124V65H122ZM127 66V65H126ZM139 66V65H138ZM154 66V65H153ZM153 66H151V67H153ZM157 66V65H156ZM169 66V65H168ZM172 66V65H171ZM225 66V65H224ZM224 66H223V69H224ZM3 67V66H2ZM1 67V68H2ZM33 67V66H32ZM36 67V68H37ZM45 67V66H44ZM67 67L65 68V65H63L62 66V68H65V70L67 69ZM91 67V66H90ZM111 67V66H110ZM130 67V66H129ZM148 67H149V65H148ZM159 67V66H158ZM167 67V66H166ZM235 67V68H234ZM20 68V67H19ZM47 68V67H46ZM92 69H93V67H91ZM107 68H109V67H107ZM123 68H125V67H123ZM122 67H121V69H123ZM127 68V70L126 69H123V71L124 70H126V71H128V66L126 67ZM136 68V67H135ZM134 68V69H135ZM138 68V67H137ZM136 68V69H137ZM17 69V68H16ZM40 69H41V67H40ZM49 69V67L46 69V72L47 73H49V72H51L53 69V71H52V74H54V72L56 71V68L54 67V68H50L51 69V71L50 70H48ZM57 69H59V67L57 68ZM85 69H86V67H85ZM109 69H113V68H109ZM132 69H130L129 71H131ZM135 69V70H136ZM141 69V68H140ZM139 69V70H140ZM227 69V68H226ZM23 70V71H24ZM49 72H48V71ZM59 70H61V68L59 69ZM82 70V69H81ZM80 70V71H81ZM89 69H86V74H87V71H88ZM116 70V69H115ZM144 70V69H143ZM0 71H2V73L0 74V79H6V78H8L9 79V77H10V75H11V77H13V75H12V73L11 72H9V69H8V71L7 70H0ZM34 72H37V69H36V71H35V69L33 70ZM40 71H43V70H40ZM83 71V70H82ZM126 71H124V72H126ZM138 71V70H137ZM150 71V70H149ZM152 71V70H151ZM161 71H163V69H161ZM227 71V70H226ZM225 71V72H226ZM15 71L13 70V73H14ZM26 72V71H25ZM58 72V71H57ZM109 72V71H108ZM124 72H122V70H121V72L120 73H123L124 74ZM142 72V71H141ZM156 72V71H155ZM154 72V76H155V74L158 72H156L155 73ZM165 72V71H164ZM11 73V74H10ZM19 73V75L20 76H24L26 73L28 74V71L26 72V73H23L22 75L20 74L21 72H18ZM42 73H44V72H42ZM41 72H40V74H42ZM46 73V74H47ZM68 75H67V77L69 76L70 78H72V77H75V75H74V73H72V71H71V73L73 74V76H71L72 74L69 72H66ZM89 74L88 75H90V72H88ZM93 74H94V72H92ZM102 73V72H101ZM110 73H112L111 71H110ZM118 73V72H117ZM119 73V74H120ZM127 73V72H126ZM132 73V72H131ZM149 73V72H148ZM151 73V72H150ZM153 73V72H152ZM223 73V72H222ZM38 73H35V75L34 76H36ZM50 74V73H49ZM70 74V75H69ZM109 74V73H108ZM160 74V73H159ZM18 75V76H19ZM57 75V74H56ZM87 75V76H88ZM111 75V74H110ZM117 75V74H116ZM127 75V74H126ZM130 75V74H129ZM132 76H133V74H131ZM161 75V74H160ZM226 75V74H225ZM247 75L249 76V78H248V80H245V81H242V80H244V78H247ZM17 75H15V77H16ZM19 76V77H20ZM28 76H30V75H26V77H28ZM32 76V78H33V75H31ZM31 76L30 77H28L30 80L32 79L31 78ZM51 76V75H50ZM58 76V75H57ZM106 76V75H105ZM119 76V75H118ZM153 76V78H155ZM158 76V75H157ZM161 76H163V75H161ZM166 76V75H165ZM44 77V76H43ZM51 77H53V76H51ZM66 77V78H67ZM82 77V76H81ZM85 77V76H84ZM89 77H91V76H89ZM111 77H113V76H111ZM130 77V76H129ZM174 77H175V79H176V81L174 80ZM225 78H226V76H224ZM223 77V78H224ZM18 78V77H17ZM45 78V77H44ZM59 78H60V76H59ZM58 78V79H59ZM69 78V79H70ZM78 77H76L75 79L73 78V80H78L77 79ZM115 78V77H114ZM118 78V77H117ZM115 79V80H120V78H118V79ZM127 78V77H126ZM161 78V77H160ZM163 78V77H162ZM165 78V77H164ZM236 78V77H235ZM16 79V78H15ZM18 79H20V78H18ZM24 79V78H23ZM36 79V78H35ZM52 79V78H51ZM68 79V78H67ZM66 79V82H68V80ZM89 79V78H88ZM93 79V78H92ZM122 79V78H121ZM155 79H157V78H155ZM222 79V80H221ZM34 80V79H33ZM32 80V81H33ZM37 80V79H36ZM61 80V79H60ZM63 80H65V79H63ZM125 80H129V79H125ZM124 80V81H125ZM149 81L150 80V77H149V79H146L145 81ZM160 80V79H159ZM51 81V83H52V80H50ZM80 81V80H79ZM83 82H84V80H82ZM89 81V80H88ZM94 81V80H93ZM107 81V80H106ZM133 81V80H132ZM150 81H152V79L150 80ZM155 81V80H154ZM161 81V80H160ZM220 81H221V83L222 84H220V85H218L219 83H220ZM247 81V82H246ZM31 82V81H30ZM45 82V81H44ZM57 82V81H56ZM74 83H75V85L74 86H76V83H79L78 81L77 82H75V81H73ZM83 82H80V84L81 85H85ZM86 82V81H85ZM95 82V81H94ZM94 82H93V84H94ZM113 81H111V83H112ZM123 82V81H122ZM122 82H120V83H122ZM129 82V81H128ZM139 82V81H138ZM231 82H233V80H231ZM24 83V82H23ZM22 83V84H23ZM36 82H35V80L33 81V85L35 84ZM40 83V84H39ZM39 87H42L41 86V83H43V81L42 82H40L39 81ZM48 83V82H47ZM62 83H64V81L62 82ZM69 83V82H68ZM114 83H116V82H114ZM125 83V82H124ZM123 83V84H124ZM127 83V82H126ZM146 83H148V82H146ZM151 83V82H150ZM149 83V84H150ZM164 83V82H163ZM247 83V84H246ZM25 84V86L27 85L26 83H24ZM30 83H28V86L30 87L31 85H29ZM58 84V83H57ZM56 84V85H57ZM79 84V85H80ZM87 84H88V82H87ZM130 84H132L131 82H130ZM135 84H136V82H135ZM33 85H32V87H33ZM69 85L71 86L72 85V83L70 84L69 83ZM79 85H77L75 88H77ZM91 85V84H90ZM96 85V84H95ZM116 85H118V83L116 84ZM155 84H153V86H154ZM170 85V84H169ZM230 85V86H231ZM5 86L7 87H9L10 88V84L9 83H5V82H3V81H1L0 80V264H9L10 262H11V260L12 259H14V258H16V254L18 253V246H19V249H20V247L22 248H25V247H27L28 246V243H30L29 241H25V240H23V239H26V240H28L29 239V237L30 238H32V237H35L36 238V236H37V234H38V240H37V238H36V240L37 241H39L40 240V237L41 236H45V233H44V230H47L46 228H44V226H43V224L44 223H42L41 224V222H39L38 223V219H42V217L39 215V218H34V219H36L35 220V222L36 223H38V226H35V227H39V225L42 227V229H40V227L36 230L38 233L36 234V232H35V227L33 226L32 227V229H34V231L31 229V225L29 224V221L32 219V221L34 222V220H33V218H32V216L34 217H38L37 216V214H36V212H38L37 210H40V208L41 209H43V203H41L40 201H38V200H32V199H30V198H32L33 197V195L35 196V194L37 193V192H40L41 191V189H37L36 187H34V186H30V182H33L32 181V179H30L31 177H29L30 176V170H29V167L31 166V165H37V166H44L45 164L44 163H40V164H35V160H37V162H38V160L40 161V160H43L42 162H44V161H46V160H49V159H45L44 157H36L35 155H33V153L32 154H30L31 153V151H30V149H33V151H35V152H37V151H39V149L38 150H36L37 148H31V147H33V146H35V144L31 141V144L33 145H31V147H30V149L27 151V152H25L26 154H28V155H23V153H22V156H24V157H22L21 155V158H18V159H20L19 161H21L22 160V162H23V165L22 166H20V168H18V167H15V165H16V162H14V161H16L17 160V158H14V156L13 155H15V153L12 155V148H14V150L13 151H15V147H16V142L14 143V147H13V142H14V139L15 138H17V140L20 142V141H22V140H26V138H22V137H20L21 135H22V133L24 134L26 131H25V129H23L25 132H18V133H15L14 131H11V130H9V131H7L6 129L7 128H9L8 126H14V124L13 123H16V121L15 122H13L12 120L13 119H15V117L16 116H13L14 118H12V120L10 119V116H12V114L13 115H15L16 114V111H26L27 110V108H26V105L24 104L23 106H19V105H21L20 104V100L18 101V99H17V101H18V103H16L15 104V102L14 101H16V100H13L12 101V103H13V106L15 107V105L17 106L16 108H14L13 106H12V104H11V102H10V99L9 98H12V94H9L8 96H6V98L9 100H7L6 98H2L3 96H1L2 95V93H10V89H9V91L8 90H5L6 88H5ZM18 86H19V83H18ZM24 86V85H23ZM24 86V87H25ZM53 88L55 89L53 92L55 93V91L57 90L56 88H55V85L53 84ZM59 86H61V89H63L62 88V85H60L59 84ZM68 86V85H67ZM69 86V90H70V87ZM74 86H72L73 88H74ZM94 86V85H93ZM106 86V85H105ZM119 86V85H118ZM126 85H124V87H125ZM134 86V85H133ZM132 86V87H133ZM36 88H38V86L36 85L35 86ZM44 87V86H43ZM58 87V86H57ZM64 88H66L67 89V87H66V85L65 86H63ZM81 87V86H80ZM84 88H85V86H83ZM111 87V86H110ZM110 87H109V89H110ZM115 87V86H114ZM123 87V86H122ZM142 87V86H141ZM160 87V86H159ZM158 87V88H159ZM5 88V89H4ZM17 88V87H16ZM34 88V87H33ZM35 88V89H36ZM46 88V87H45ZM50 87H49V85H48V87L46 88L47 90H46V92H48V91H50V90H48ZM72 88V89H73ZM90 88H91V86H90ZM90 88H88L89 89V91L92 89H90ZM113 88V87H112ZM111 88V89H112ZM127 88H128V85H127ZM126 88V89H127ZM231 88H233V87H231ZM235 88H237V87H235ZM239 88V87H238ZM30 89H31V87H30ZM29 89V90H30ZM38 89H40V88H38ZM66 89H64V90H66ZM86 89H87V86H86ZM88 89L86 90V91H88ZM94 89V88H93ZM99 89V88H98ZM98 89H95L96 91L98 90ZM119 89V88H118ZM125 89V90H126ZM133 89V88H132ZM135 89V88H134ZM133 89V90H134ZM3 90V91H2ZM5 90V91H4ZM12 90V89H11ZM26 90V89H25ZM24 89H23V91H25ZM28 90V91H29ZM42 90V89H41ZM53 90V89H52ZM77 90H78V88H77ZM101 90V89H100ZM107 90V89H106ZM113 90V89H112ZM115 90V89H114ZM130 91H131V89H129ZM129 90H126V91H129ZM238 89H236V90H234V91H237ZM241 90H240V93H241ZM253 90H254V88H253ZM42 91H44V90H42ZM58 91V90H57ZM60 92H61V90H59ZM71 91V90H70ZM74 91V90H73ZM85 91V90H84ZM103 91H105V90H103ZM111 91V90H110ZM233 91V90H232ZM239 91V90H238ZM237 91V92H238ZM45 92V91H44ZM64 92V91H63ZM97 92H99V91H97ZM106 92V91H105ZM104 92V93H105ZM108 92V91H107ZM120 93H123V92H121V90L119 91ZM147 92V91H146ZM153 92V91H152ZM236 92V93H237ZM12 93V92H11ZM24 92H22V94H23ZM26 93V92H25ZM29 93V92H28ZM54 93H51L50 94V92L49 93H47V95L49 94V95H51L52 96V94H54ZM68 93V92H67ZM72 93V92H71ZM83 93V92H82ZM100 93V92H99ZM132 93V92H131ZM20 94H21V92H20ZM30 94H32L31 92H30ZM35 94H36V92H35ZM93 94V93H92ZM114 94H115V92H114ZM140 94V93H139ZM232 94V93H231ZM235 94V92L233 93V95ZM242 94V93H241ZM239 94V92L237 93V94H235L236 95V97H244L243 98V100L240 102V103H242L243 102V104H242V108L244 107V104L246 103V105H248L247 104V102H248V99L249 98H245V95L244 94ZM27 95V94H26ZM33 95V94H32ZM43 95H44V93H43ZM58 95H60V93H57V95H56V93L52 96V97H54L53 99H55V102H56V96H58ZM69 95H70V92H69ZM72 95V94H71ZM86 95V94H85ZM117 97H118V95L117 94H115ZM122 95V94H121ZM137 95V94H136ZM233 95H230V96H233ZM234 95V96H235ZM239 95V96H238ZM250 95V94H249ZM263 95V96H262ZM11 96V97H10ZM22 96V95H21ZM36 96V95H35ZM39 96H40V94H39ZM38 96V97H39ZM44 96H46V94L44 95ZM51 96H50V98H51ZM63 96V95H62ZM78 96V95H77ZM80 96V95H79ZM89 95H87V97H88ZM123 96V95H122ZM127 96V95H126ZM158 96V95H157ZM168 96V95H167ZM5 97V96H4ZM40 97H42V96H40ZM82 97V96H81ZM105 97V96H104ZM108 97V96H107ZM115 97V96H114ZM116 97V98H117ZM148 97V96H147ZM223 97H224V95H223ZM235 97V98H236ZM248 97H250V96H248ZM256 97V96H255ZM14 98V97H13ZM29 98V97H28ZM44 98V100H46L47 98H49V96L47 97L46 96V98L45 97H43ZM67 98L69 99V97L67 96ZM120 97H118V99H119ZM122 98V97H121ZM123 98H124V96H123ZM155 98V97H154ZM167 98V97H166ZM169 98H171V97H169ZM226 98V97H225ZM227 98H229V97H227ZM253 98V97H252ZM4 99H6V100H4ZM33 99V98H32ZM39 99V98H38ZM40 99H42V98H40ZM74 99V98H73ZM105 99H106V97H105ZM128 99H129V97H128ZM152 99V98H151ZM223 99V98H222ZM233 99H234V97H233ZM236 99H238V98H236ZM44 100L42 101V105H44V106H47L48 105V103H45L44 102ZM50 101L52 100V99H49ZM49 100H47L48 102H49ZM84 100V99H83ZM125 100H126V98H125ZM125 100H121L120 102H122V101H124L125 102V104H127L126 103V101ZM227 100V99H226ZM251 100V97H250V99H249V101ZM16 101V102H17ZM46 101V102H47ZM53 101V100H52ZM71 101H75V99L74 100H72L71 99ZM77 101V100H76ZM90 101V100H89ZM103 101V100H102ZM114 101H116V100H114ZM128 101V100H127ZM239 101V100H238ZM30 102V101H29ZM64 102V101H63ZM78 102V101H77ZM84 102H86V101H84ZM92 102V101H91ZM98 102V101H97ZM151 102V101H150ZM161 102V101H160ZM178 102V103H177ZM184 102V105L182 106L181 105V103H183ZM197 102H201V105H199ZM202 102H204L203 104H202ZM225 102V101H224ZM251 103H253L252 101H250ZM44 103V104H43ZM50 103V102H49ZM53 103H54V101H53ZM80 103V102H79ZM101 103V102H100ZM123 103V102H122ZM155 102L153 101V104H154ZM229 103V102H228ZM257 103V102H256ZM83 105L85 104V103H82ZM223 104V103H222ZM56 105V104H55ZM54 105V106H55ZM63 105H65V103L63 104ZM91 105H92V103H91ZM121 105V104H120ZM123 105H124V103H123ZM139 105V104H138ZM171 104H169V106H170ZM213 105H215V104H213ZM224 105V104H223ZM233 105V104H232ZM258 105V104H257ZM82 106V105H81ZM89 106V105H88ZM113 107H114V105H112ZM159 106V105H158ZM164 106H166V105H164ZM169 106H167L169 109H171ZM172 106V105H171ZM196 106V107H195ZM224 106H228V105H224ZM33 108H34V105L32 106ZM35 107L36 108H34V109H37V107H38V105L36 104L35 105ZM57 107V106H56ZM83 107V106H82ZM91 107V106H90ZM96 107V106H95ZM220 107V106H219ZM225 107V109H228V107L226 108ZM232 107V106H231ZM236 107V106H235ZM250 107H251V105H250ZM250 107H249V105L247 106V110L249 111V110H251L250 109ZM253 107V106H252ZM26 108V109H25ZM44 108V107H43ZM92 108V107H91ZM131 108V107H130ZM129 108V109H130ZM161 108H163V107H161ZM208 110H207V109ZM222 108H224V107H222ZM221 108V109H222ZM254 108H255V106H254ZM257 108V107H256ZM260 108V106L258 107V109ZM33 109V110H34ZM44 109H47V108H44ZM43 109V110H44ZM55 109V108H54ZM58 109H60V108H58ZM62 109V108H61ZM66 109V108H65ZM73 109V108H72ZM122 109V108H121ZM164 109V108H163ZM174 108H172V110H173ZM210 109V110H209ZM38 110H40L39 108H38ZM50 110V112H51V110H53V109H49ZM49 110L47 109V112H49ZM56 110V109H55ZM54 110V111H55ZM71 110V109H70ZM76 110V109H75ZM168 109H166V110H163V111H167ZM172 110L170 111V112H172ZM218 110H220V108H218V109H216L215 111H218ZM229 110V109H228ZM230 110H232V109H230ZM242 110V109H241ZM246 110V111H247ZM253 111H255L254 109H252ZM42 111V110H41ZM58 111V110H57ZM79 111V110H78ZM109 111V110H108ZM115 111V110H114ZM122 111V110H121ZM125 111V110H124ZM195 111H197V112H195ZM220 111H223V109L222 110H220ZM239 110H237V111H235V114H236V112H238ZM244 111V110H243ZM245 111V112H246ZM247 111V112H248ZM14 112H15V114H14ZM37 112V111H36ZM49 112V113H50ZM62 112L64 113V111L62 110ZM73 112V111H72ZM82 112V111H81ZM129 112V111H128ZM173 112H176V111H174L173 110ZM172 112V113H173ZM192 112V113H191ZM242 112V111H241ZM58 113H60V112H58ZM57 113V114H58ZM108 113V112H107ZM163 113V112H162ZM167 113V112H166ZM166 113H164V115L166 114ZM172 113H171V115H172ZM179 113V112H178ZM216 113H218V112H216ZM231 113H232V111H231ZM249 113V112H248ZM247 113V114H248ZM30 114V113H29ZM29 114H27L28 116H30ZM45 113H43V115H44ZM112 114V113H111ZM131 114V113H130ZM146 114V113H145ZM177 114V113H176ZM179 114H181V113H179ZM183 114V113H182ZM197 114H199V113H197ZM196 114V115H197ZM204 114H202L203 115V118L204 117H206V115H204ZM228 114V113H227ZM238 114V113H237ZM243 114V113H242ZM246 114V113H245ZM250 114V113H249ZM32 115H34V114H31V117H32ZM35 115H39V114H35ZM48 115V114H47ZM64 115V114H63ZM66 115V114H65ZM83 115V114H82ZM133 114H131V116H132ZM162 115V114H161ZM178 115V114H177ZM184 115V114H183ZM182 115V116H183ZM186 115V114H185ZM195 115V116H196ZM212 115V114H211ZM210 115V116H211ZM215 115V114H214ZM27 116V117H28ZM46 116V115H45ZM59 116V115H58ZM119 116V115H118ZM166 116V115H165ZM173 116H174V113H173ZM173 116H170L171 118L173 117ZM207 116H209V113L207 114ZM213 116V115H212ZM221 116H225V115H221ZM246 116H248V115H246ZM20 117V116H19ZM21 117H23L22 115H21ZM20 117V118H21ZM40 117V116H39ZM44 117V116H43ZM49 117V116H48ZM55 117H57V116H55ZM80 117H81V115H80ZM89 117V116H88ZM108 117H109V115H108ZM116 116L114 115V118H115ZM167 117H169V114H168V116ZM175 117H177L176 115H175ZM175 117H173V119L175 118ZM180 117V116H179ZM179 117H177V119L179 118ZM199 117V116H198ZM202 117V116H201ZM200 117V118H201ZM213 117H215V116H213ZM217 117V116H216ZM226 118L228 117L229 118V116L228 115H226L225 116ZM41 118V117H40ZM121 118V117H120ZM148 118V117H147ZM194 118H196V117H194ZM207 118V117H206ZM220 118V117H219ZM21 119H23V118H21ZM32 119V118H31ZM52 119V118H51ZM54 119V118H53ZM57 119V118H56ZM104 119V118H103ZM110 119V118H109ZM111 119H112V117H111ZM110 119V120H111ZM115 119H117L118 120V118H115ZM122 119V118H121ZM124 119V118H123ZM146 119V118H145ZM150 119V118H149ZM166 119H168V118H166ZM180 119V118H179ZM190 119V118H189ZM189 119H188V121H189ZM211 119H212V117H211ZM9 120H11V122L9 121ZM24 120V119H23ZM38 120V119H37ZM74 120V119H73ZM105 120V119H104ZM125 120V119H124ZM127 120V119H126ZM171 120V119H170ZM181 120V119H180ZM203 120V119H202ZM218 120V119H217ZM220 120V119H219ZM35 121V120H34ZM54 121V120H53ZM82 121V120H81ZM101 121L103 122V120L101 119ZM142 121V120H141ZM144 121V120H143ZM164 121H165V119H164ZM167 121V120H166ZM177 121V120H176ZM209 121V120H208ZM211 121V120H210ZM214 121V120H213ZM221 121H223L222 119H221ZM249 121V120H248ZM8 122H10V124L8 123ZM33 122V119H32V121H30L29 120V123H32ZM42 121H37L36 123L37 124H39V123H41ZM85 122V121H84ZM110 122V121H109ZM218 122H220V121H218ZM234 122H235V120H234ZM44 123H46V126H48L47 125V122H45L44 121ZM83 123V122H82ZM145 123V122H144ZM189 123H191V119H190V121H189ZM202 123H204V121H202ZM206 123V122H205ZM210 123V122H209ZM209 123L207 124V125H209ZM212 123H214V122H211L210 123V125L212 124ZM221 123V122H220ZM223 123V122H222ZM221 123V124H222ZM248 123V122H247ZM79 124V123H78ZM81 124V123H80ZM172 124V123H171ZM177 124V123H176ZM180 124V123H179ZM184 124H185V122H184ZM188 124V122H186V125ZM191 124H193V123H191ZM237 124H238V122H237ZM168 126H169V124H167ZM185 125V126H186ZM215 125V123L213 124V126ZM225 125V124H224ZM18 125H16V126H14V128H16ZM20 126L21 127H23V126H25V124L23 125V123L22 124H20ZM27 126H28V123H27V125L25 126L26 127V129H28L27 128ZM32 126V124L30 125V127ZM38 126V125H37ZM42 126V123L40 124V127ZM133 126V125H132ZM171 126V125H170ZM175 126V125H174ZM236 126V125H235ZM19 127V126H18ZM120 127H122V125L120 126ZM187 127H188V129H190L189 127H190V125L188 126L187 125ZM194 127V126H193ZM203 127V126H202ZM206 127V126H205ZM214 127H216V126H214ZM14 128H11V129H14ZM44 128V127H43ZM66 128V127H65ZM72 128V127H71ZM91 128V127H90ZM184 128V127H183ZM207 128H208V126H207ZM213 128V127H212ZM229 128V127H228ZM233 128V127H232ZM235 128V127H234ZM21 129V130H22ZM30 129V128H29ZM29 129L27 130L28 132H30L31 134H32V132H31V130L29 131ZM34 129V128H33ZM49 129V128H48ZM157 129V128H156ZM155 129V130H156ZM194 129V128H193ZM204 129V128H203ZM223 129V128H222ZM230 129V128H229ZM15 130V129H14ZM19 130V129H18ZM41 130V129H40ZM65 130H70L69 128H67V129H65ZM194 130H196V127H195V129ZM244 130V129H243ZM17 131V130H16ZM39 131V130H38ZM51 131H53V130H51ZM57 130H55L54 132H56ZM70 131H72V130H70ZM79 131H80V129H79ZM179 131V130H178ZM185 131V130H184ZM220 132V130H218L217 129V132ZM235 131H237V130H235ZM40 132V131H39ZM113 132V131H112ZM124 132V131H123ZM144 132V131H143ZM142 132V133H143ZM186 132V131H185ZM197 132V131H196ZM51 134H52V132H50ZM56 133H60L59 131L58 132H56ZM65 133H67L66 134V136L68 135V136H71V135H69V131L68 132H66L65 131ZM65 133H63L62 132V134H65ZM73 133V132H72ZM92 133V132H91ZM114 133V132H113ZM116 133V132H115ZM118 133H119V131H118ZM146 133V132H145ZM151 133V132H150ZM157 133V132H156ZM161 133V132H160ZM170 134H171V132H169ZM199 133V132H198ZM62 134H60V136L62 135ZM95 134V133H94ZM120 134V133H119ZM169 134V135H170ZM26 135V133L24 134V136ZM30 135V134H29ZM112 134H110V136H111ZM121 135V134H120ZM124 135H125V132H124ZM167 135V134H166ZM172 135V134H171ZM170 135V136H171ZM221 135V134H220ZM23 136V137H24ZM62 136H64V135H62ZM62 136H61V139H62ZM126 136V135H125ZM155 136V135H154ZM181 136V135H180ZM36 137V136H35ZM34 137V139H36ZM42 137V136H41ZM39 138L38 137V134H37V139L38 140H40L41 139V141H46L45 140V138H44V136L42 137V138ZM72 137H73V135H72ZM71 137V139H73L74 140V137L72 138ZM103 137V136H102ZM113 137H115L114 135H113ZM112 137V138H113ZM117 137V136H116ZM44 138V139H43ZM49 138V137H48ZM47 138V139H48ZM53 138H54V136H53ZM55 138H56V135H55ZM60 138V137H59ZM65 138V137H64ZM79 138H80V136H79ZM83 138V137H82ZM119 138V137H118ZM177 138V137H176ZM37 139H36V141H37ZM43 139V140H42ZM51 139V138H50ZM57 139V138H56ZM56 139H54V140H56ZM86 138H84V139H82V140H85ZM103 139V138H102ZM101 139V140H102ZM161 139V138H160ZM27 140H29L30 141V138H28L27 137ZM26 140V141H27ZM33 140V139H32ZM53 140V141H54ZM59 140V139H58ZM63 140V139H62ZM61 140V141H62ZM78 140V139H77ZM80 140H81V138H80ZM90 140H91V138H90ZM93 140V139H92ZM109 140V139H108ZM111 140V139H110ZM127 140H128V138H127ZM15 141H16V139H15ZM35 141V142H36ZM57 141V140H56ZM60 141V140H59ZM86 141V140H85ZM185 141V140H184ZM226 141H227V139H226ZM23 142V145H20V146H23L24 147V145H25V149H26V147H28V146H26V144H24V141H22ZM40 142V141H39ZM75 142V141H74ZM77 142V141H76ZM84 142V141H83ZM82 142V143H83ZM98 142H100V141H98ZM108 142V141H107ZM110 143H111V141H109ZM170 142L171 141H169V143L168 144H170ZM176 142V141H175ZM219 142V141H218ZM229 142V141H228ZM18 143V142H17ZM52 143H54L55 144V142H52ZM82 143H81V145H82ZM114 143H115V141H114ZM117 143V142H116ZM119 143V142H118ZM121 143V142H120ZM128 143H129V140H128ZM172 143H174V142H172ZM177 143V142H176ZM70 144V143H69ZM188 144V143H187ZM48 145H53V144H51V142L49 143V144H47L46 146H47V149L46 150H48L49 151V146ZM56 145V147H58L57 146V144H55ZM54 145V146H55ZM66 145H68V143L66 144ZM71 145H73L72 143H71ZM93 145V144H92ZM104 145H106V144H104ZM128 145V144H127ZM183 145H184V143H183ZM191 145V144H190ZM189 145V146H190ZM195 145V144H194ZM194 145H192L193 147H195ZM204 145V144H203ZM209 145V144H208ZM228 145V144H227ZM231 145V144H230ZM37 146H39L38 144H37ZM40 146H41V143H40ZM43 146H44V144H43ZM54 146H52V148H50V150L52 151V150H56L57 151V154H59V151H58V149L59 148H56V147H54ZM97 146H99V145H97ZM112 146H113V144H112ZM111 146V147H112ZM171 146H172V144H171ZM18 147V146H17ZM53 147L54 148H56V149H53ZM61 147V146H60ZM67 147V146H66ZM91 147V146H90ZM108 147V146H107ZM110 147V148H111ZM124 147V146H123ZM150 147V146H149ZM192 147V148H193ZM216 147V146H215ZM39 148V147H38ZM63 148V147H62ZM61 148V152H63L62 150H64V153H66V157H69L68 155V149H66V148H64V149H62ZM105 148H106V146H105ZM109 148V147H108ZM113 149H115L114 147H112ZM128 148V147H127ZM133 149V147H130V149ZM135 148V147H134ZM162 148V147H161ZM161 148H159V149H161ZM164 148V147H163ZM172 149H173V147H171ZM191 148V146L189 147V148H187L186 149V151H189V149ZM199 148V147H198ZM201 148V147H200ZM199 148V149H200ZM227 148V147H226ZM228 148H230V146L228 147ZM40 149H41V147H40ZM43 150H45V148L43 147L42 148ZM41 149V152H43V150ZM73 149V148H72ZM121 148H119V150H120ZM138 149V148H137ZM137 149H136V151H137ZM152 150V152L154 151V152H156V153H158L157 151H155L153 148H151ZM170 149V148H169ZM178 149V148H177ZM208 149V148H207ZM18 150V149H17ZM67 150V151H66ZM105 150V149H104ZM124 150H125V148L123 149L122 148V153H124ZM140 150V149H139ZM145 150V149H144ZM166 150H168V149H166ZM174 150H175V147H174ZM180 150V149H179ZM196 150V149H195ZM204 150V151H203ZM209 150V149H208ZM215 150H216V148H215ZM222 150H223V148H222ZM230 150V149H229ZM21 151V150H20ZM22 151H25V150H22ZM32 151V152H33ZM66 151V152H65ZM72 151V150H71ZM71 151H70V153H71ZM96 151V150H95ZM99 151H101L102 152V150H99ZM98 151V152H99ZM118 150H116L115 152H117ZM150 151V153H152ZM171 151V150H170ZM177 151V150H176ZM184 151L185 150H183L182 152H183V154H184ZM192 151H194V148H193V150ZM196 151H198V149L196 150ZM200 152H202V153H204V154H206L207 152L205 151V148H203V149H200L199 150ZM198 151V152H199ZM211 151V150H210ZM232 151V150H231ZM260 151V150H259ZM46 152V151H45ZM44 152V153H45ZM72 152H74V151H72ZM81 152V151H80ZM100 152V153H101ZM121 152H117V153H121ZM134 152V151H133ZM147 152V151H146ZM149 152V151H148ZM160 152V151H159ZM162 153H164V151H161ZM169 152V151H168ZM197 152V153H198ZM206 152V153H205ZM48 153H50V152H48ZM78 153H79V151H78ZM171 153L173 154V152L171 151ZM170 153V154H171ZM180 153V152H179ZM211 153V152H210ZM18 154V153H17ZM20 154H21V152H20ZM36 154V153H35ZM46 154H47V152H46ZM61 154H63V153H61ZM68 154V155H67ZM92 154V153H91ZM103 154V153H102ZM167 154H169V153H166V155ZM170 154H169V156H170ZM171 154V155H172ZM19 155V154H18ZM39 155V154H38ZM42 155V154H41ZM51 155V154H50ZM71 155V154H70ZM79 155V154H78ZM92 155H94V154H92ZM111 155H112V153H111ZM111 155L109 156V157H111ZM115 155V154H114ZM133 155H134V153H133ZM152 156H153V154H151ZM160 155V154H159ZM158 155V156H159ZM180 155V154H179ZM185 156L184 157H190V155H186V153L184 154ZM191 155H195V153L193 154H191ZM198 155H199V153H198ZM198 155H195L196 156V158L198 159L200 156H198ZM207 155V154H206ZM205 155V156H206ZM218 155V154H217ZM215 155L216 157H214V155L213 156H211L210 155V157H214V159L215 158H217L218 156H221V155ZM19 156V157H20ZM89 156H90V154H89ZM88 156V157H89ZM100 156H102V155H100ZM104 156V155H103ZM116 157H117V155H115ZM114 156V157H115ZM125 156V155H124ZM149 156V155H148ZM151 156V157H152ZM198 156V157H197ZM202 156V155H201ZM205 156H203L204 158H203V160L205 159ZM209 155H207V157H208ZM229 156V155H228ZM232 156V155H231ZM241 156H243L242 155V153H241ZM72 158L73 157H76L77 158V156H71ZM87 157V158H88ZM107 157V156H106ZM113 157V156H112ZM119 157V156H118ZM135 157V156H134ZM181 157V156H180ZM209 157V158H210ZM222 157V156H221ZM225 156H223V158H224ZM233 157H236V155L233 153ZM42 158H44V159H42ZM49 158V157H48ZM51 158V157H50ZM56 158V157H55ZM95 158V157H94ZM202 158V157H201ZM221 159V160H219V163L218 162H216V163H204V164H201V165H203V166H205V168H207L208 169V171L205 173V176H206V178L204 179V181H203V183L202 184H204V187H202V189H201V184L200 183H198L197 182V180H196V182L195 183H190V181L188 180V179H185L184 177H182L181 175H183V174H185L181 169H177V168H172V170L171 171H169V172H166V174H170V175H172L173 177H174V175L175 174H179L180 175V177L182 178V179H185V182H186V184L185 185H182V186H179V183H176V182H173L172 183V179H171V181H169V182H166V181H164V182H161L159 185H156V189L154 190V192L156 193V194H158V195H160L161 193H163V194H165V196H166V199L165 200H163V201H160V200H158L157 199V201H156V199H155V202H156V207L158 206V209L156 210V212H155V214L156 215H160V217H161V219H160V221H159V223H157V222H155V221H152V220H145V221H142L141 222V220L138 218V215H135V214H132L131 213V210L129 211H126L127 209H126V207H125V210H122V206L123 205H121L120 204V209L118 210V212H116L115 213V215H116V218L115 219H112V220H109L108 222L109 223H107V225L106 226H102V225H100V224H103L102 223V221L101 220H99V219H101V218H96V216H94L96 219H95V221H93V222H96V226L99 224L100 225V227H98L97 226V228H99L98 230H99V232L97 231L96 233H100L99 234V238H104V239H106V243H104V245L103 246H100V244H98L97 245V252H96V250L94 251L95 252V256H94V252H92V251H89V250H87L89 253L87 254V255H90V253L92 252V254H91V257L93 258V256L97 259V255H99V256H101V257H108L109 258V260H110V262H113V263H111V264H128V263H130V264H168V262L169 263H171L170 261H172L173 262V260H174V258L175 257H179L180 259H184V258H187V257H189V256H194L197 252H199V250L201 251V249L204 251L205 250V242L203 243V241H201L203 244H202V246H200V245H198V246H195V247H191V246H189V244L187 243V242H185V243H183V240H184V238L185 237H188V234H185V236H184V234L183 233H181L180 232V230L179 229H184V230H187L188 228L190 229L191 227H190V224H189V222L188 223H186V226H184L185 228H183V223H181V222H178L177 224H178V227L177 226H175L176 228H174V226H171L172 228V242H174L175 243V245H174V243L172 244V246L174 247L173 248V250H172V252H170L169 250H168V248H167V250L166 251H164L166 254H161V247H160V245L157 243L156 244V242H153L152 241V238H155V236H157V234H161V233H169V231L167 230V220H169V215H170V213H171V211H172V214L174 213V209L176 208V206H178V205H180V212H181V205L182 204H184V200H186L188 197H190L191 199H193L196 203L195 204H197L198 206H197V208H198V210L196 209V207H195V209L197 210V211H199L198 213H196L197 215H194V213L196 212H192L191 214H192V217H194V218H198V225H197V223H195L196 225V227L197 226H200L201 227V229L202 230H204V231H207V229L208 228H210V226H214L217 222H215V220H214V217H215V214L217 213L218 214V211L220 210V208H221V210L223 211V212H221V214L223 215V218H227L228 219V221H229V223H231L230 222V220L229 219H231V217H232V212H229V207H228V205L229 204H232L233 202H235V200L233 199V192L236 190L235 188L237 187V185H238V183L241 181V179H239V174H240V172L239 171H237V168H235L236 169V171H232L233 172V174L231 175V176H228L227 174L226 175H224L223 177L222 176H217L215 173H216V166H218V164H220L219 166H221L223 163H222V161L223 160H225V159H228V158H224V159ZM241 158V159H240ZM239 158V160H238V158L236 157L235 159H237V160H230V159H228V167H229V163H231L230 165H233V161H235V163H234V166L236 165L237 166V163L240 165V167H242L243 169V171H244V165L247 163L246 161H244V160H242L243 159V157H240ZM15 159V160H14ZM156 159V158H155ZM159 159H161V158H159ZM189 160H190V162H192V163H194V164H197V160L196 161H194L193 162V160H195L194 158L192 159V157L191 158H188ZM214 159H212V160H214ZM14 160V161H13ZM55 161L56 162V160H58V159H54V157H53V159H50L49 161ZM61 160V159H60ZM73 160V161H72ZM71 161H70V158H69V160L68 159H66V161H70V162H76V163H78L79 161H81V160H77L76 161V159L74 160V158L72 159ZM84 160H86V159H84ZM89 160V159H88ZM99 160V159H98ZM111 160V159H110ZM118 160V162L119 161H121V160H119V159H117ZM116 160V161H117ZM153 160V159H152ZM152 160H146L145 162H147V161H151V162H154V160L152 161ZM162 160V159H161ZM171 160V159H170ZM170 160H162L163 162L165 161H168V163H169V165L171 164L170 162H173V161H170ZM173 160V159H172ZM175 160H176V158H175ZM174 160V161H175ZM188 160V161H189ZM216 160V159H215ZM218 160V159H217ZM246 160V159H245ZM49 161H47L48 163H49ZM53 161V162H54ZM62 161H65V160H62ZM91 161H92V159H91ZM90 161V162H91ZM96 162H97V160H95ZM95 161H92V162H95ZM104 161V160H103ZM105 161H108V160H106L105 159ZM123 161V160H122ZM124 161H126V160H124ZM128 161V160H127ZM126 161V162H127ZM133 161V160H132ZM135 161H138V160H135ZM140 161V160H139ZM141 161H143V160H141ZM159 161V160H158ZM158 161H156L155 160V162H158ZM178 161H181V160H176L174 163L175 164H178V163H176V162H178ZM204 161H206V160H204ZM209 161V160H208ZM226 161V160H225ZM230 161H232V162H230ZM239 161H241L240 163H239ZM243 161V162H242ZM261 161V160H260ZM36 162V163H37ZM59 162H61V161H59ZM87 162H89V161H85V163L86 164H88ZM99 162H101L100 160H99ZM112 162L114 163V161L112 160ZM128 162H130V161H128ZM182 162V161H181ZM184 162V161H183ZM186 162H187V160H186ZM186 162H185V164H186ZM200 162V161H199ZM201 162H202V160H201ZM227 162V161H226ZM226 162H224V163H226ZM262 162V161H261ZM20 163V162H19ZM18 163V164H19ZM117 162H115V164H116ZM148 163V162H147ZM167 163V164H168ZM218 163V164H217ZM243 163H245V164H243ZM258 163V162H257ZM254 163L253 165H255L256 164V167H258V165L260 164V165H263L262 167H264V163L262 164V163ZM12 164H15V165H12ZM104 164V163H103ZM114 164V165H115ZM139 164H141V163H139ZM77 165V164H76ZM100 165H102V164H100ZM117 165V164H116ZM115 165V166H116ZM124 165V164H123ZM242 165V166H241ZM249 164L247 163V168L248 167H252V169L255 171L256 169L253 167V166H251L252 164H250V166H248ZM16 166H18V165H16ZM80 166L82 167V165L80 164ZM114 166V167H115ZM163 167H165V168H167L168 167V165H167V167H166V165L164 166V164L162 165ZM76 167H78V165L76 166ZM83 167H84V165H83ZM87 167H88V165H87ZM119 167V166H118ZM127 167V166H126ZM143 167H145L144 165H143ZM186 167H187V165H186ZM202 167V166H201ZM223 167H225V165L223 166ZM231 167V166H230ZM122 168H124V167H122ZM139 168V167H138ZM137 168V169H138ZM152 168V167H151ZM150 168V169H151ZM259 168V167H258ZM63 169V168H62ZM79 169V168H78ZM99 169V168H98ZM100 169H101V167H100ZM120 169V168H119ZM132 169V168H131ZM135 169V168H134ZM136 169V170H137ZM167 169H169V168H167ZM187 169V168H186ZM200 168H198V170H199ZM228 169V168H227ZM262 169V168H261ZM67 170V169H66ZM118 170V169H117ZM122 170V169H121ZM121 170H118V171H120L121 172ZM136 170H134V171H136ZM229 170V169H228ZM263 170V169H262ZM112 171V170H111ZM141 171V170H140ZM253 171V172H254ZM258 171V169L255 171V172H257ZM113 172V171H112ZM122 172H124L123 170H122ZM201 172V171H200ZM230 172H231V170H230ZM231 172V173H232ZM69 173H73V172H69ZM131 173V172H130ZM190 173V172H189ZM243 173V172H242ZM246 174H248L247 172H245ZM244 173V174H245ZM262 173V172H261ZM66 174H68V172H66ZM195 175H198V173H194ZM243 174V179L242 180H244V178L246 177L247 179L248 178H251V183H254L255 181H253L252 180V177H250L249 176V174H248V176L249 177H247L246 176V174L244 175ZM256 174V173H255ZM257 174H259L260 175V173H258L257 172ZM31 175H33V174H31ZM93 175H95V174H93ZM93 175H91V176H93ZM123 175H127L128 176V174L127 173H124V174H122V176ZM151 175V174H150ZM153 175V174H152ZM190 175H191V173H190ZM201 175V174H200ZM63 176V178H65L66 177V175H65V177H64V175H62ZM73 176V175H72ZM158 176V175H157ZM161 176V175H160ZM178 176V175H177ZM189 176V175H188ZM258 176V175H257ZM261 176V175H260ZM54 177V175L53 176H51V178H53ZM123 177H125V176H123ZM162 177V176H161ZM67 178V177H66ZM77 178V177H76ZM76 178H74V179H76ZM84 178V177H83ZM86 178V177H85ZM127 178V177H126ZM142 178V177H141ZM149 178V177H148ZM148 178H146L147 180H148ZM151 178V177H150ZM188 178H190V177H188ZM240 178H242L241 177V175H240ZM255 178V177H254ZM44 179H46V178H44ZM68 179H70V178H68ZM80 179H81V177H80ZM89 179V178H88ZM116 179V178H115ZM146 179H145V182L147 183V181H146ZM262 179V178H261ZM55 180V179H54ZM57 180H59V179H57ZM77 180V182L79 181L78 180V178L76 179ZM90 181H91V177H90V179H89ZM105 180V179H104ZM107 180V179H106ZM160 180H162V179H160ZM246 180V179H245ZM249 180V179H248ZM41 181V180H40ZM83 181H86V180H83ZM83 181H80V182H78V183H80V185L81 186H83V189H86V190H90L91 188H89L88 186H86L84 183H82ZM102 181V180H101ZM110 182L109 183H111V180H109ZM125 181H126V183H127V180L125 179ZM149 181V180H148ZM151 181V180H150ZM149 181V182H150ZM247 181V180H246ZM253 181V182H252ZM49 182H50V180H49ZM102 182H104V181H102ZM137 182V181H136ZM142 182H144V180L142 181L141 180V184H144V183H142ZM244 182L245 181H243V184H244ZM259 182H263V181H259ZM34 183H36V181H34ZM40 183V182H39ZM45 183H46V181H45ZM107 183V182H106ZM249 183V182H248ZM42 184H44V183H42ZM113 184H116V183H113ZM128 184V183H127ZM139 184H140V182H139ZM173 184V185H172ZM255 184V183H254ZM108 185V184H107ZM118 185H120L119 187L121 188V185L122 184H118ZM257 185V184H256ZM61 186V185H60ZM78 186V185H77ZM97 185H95V186H93V187H96ZM110 186V185H109ZM112 186V185H111ZM116 186H117V184H116ZM257 186H259V185H257ZM257 186H253V188L255 187V188H257ZM264 186V185H263ZM113 187V186H112ZM115 187V186H114ZM128 187V186H127ZM132 187V186H131ZM53 187H51V189H52ZM123 188V187H122ZM243 188V187H242ZM46 189V188H45ZM82 189V190H83ZM119 189V188H118ZM117 189V190H118ZM124 189V188H123ZM128 189V188H127ZM259 189H261L260 187H259ZM47 191H48V189H46ZM111 190H114L113 188H111ZM116 190V189H115ZM120 190V189H119ZM243 190H244V188H243ZM262 190V189H261ZM46 191V192H47ZM53 191V190H52ZM56 191V190H55ZM84 191V190H83ZM83 191H79V192H83ZM103 191V190H102ZM109 191V190H108ZM129 191H131V193H133L132 191V188H130V190ZM257 191H258V189H257ZM32 192V194H30ZM34 192V193H33ZM42 192H45V191H41L40 193H42ZM49 192V191H48ZM96 192V191H95ZM99 192V191H98ZM128 192V191H127ZM259 192V191H258ZM50 193H51V191H50ZM54 193V192H53ZM260 193H262V192H260ZM43 195H45V193H42ZM49 194V193H48ZM52 194V193H51ZM93 194V193H92ZM95 194V193H94ZM243 194H244V192H243ZM263 194V193H262ZM261 194V195H262ZM75 195H77V194H75ZM84 194H82L81 196H83ZM86 196H89V195H87V194H85ZM123 195H125V194H123ZM129 195H131V194H129ZM133 195V194H132ZM132 195H131V197H132ZM221 195H223L224 197L226 196V199H222L221 200ZM55 196H59V195H55ZM65 196V195H64ZM73 197H74V195H72ZM80 196V197H81ZM91 196V195H90ZM168 196V197H167ZM235 196V195H234ZM264 196V195H263ZM262 196V197H263ZM79 196H77V198H78ZM92 197V196H91ZM127 197V196H126ZM236 197V196H235ZM76 198V197H75ZM119 198V197H118ZM120 198H121V196H120ZM138 198V197H137ZM137 198H135V200L137 199ZM185 198V199H184ZM50 199H52V198H49V200ZM70 199V198H69ZM79 199V198H78ZM91 199V198H90ZM96 199V198H95ZM249 199H252L251 197H249ZM53 200V199H52ZM65 200V199H64ZM99 200H102V198L101 199H99ZM105 200H108V198L106 199L105 198ZM110 200V199H109ZM134 200V199H133ZM44 201V200H43ZM60 201V200H59ZM93 201V200H92ZM96 201V200H95ZM98 201V200H97ZM96 201V202H97ZM129 201H131V200H129ZM245 201V200H244ZM55 202L56 201H53V203H52V205H54L55 204ZM62 202V201H61ZM64 202V201H63ZM102 202V201H101ZM237 202V201H236ZM235 202V203H236ZM246 202V201H245ZM257 207H264V198H259V197H255V198H253V201H252ZM60 203V202H59ZM87 202L85 201V204H86ZM98 203V202H97ZM100 203V202H99ZM103 203V202H102ZM81 205H83L84 203H80ZM91 204H92V202H91ZM55 205H58V202H56V204ZM79 205V204H78ZM95 205V204H94ZM99 205V204H98ZM51 205L49 204V207H50ZM75 206H77V204L75 205ZM89 207H90V209L89 210H91V207H92V212L95 210L96 212L98 211V208L99 207H102V205H100L98 208L96 207V208H94L93 207V205L91 206V205H88ZM113 206V205H112ZM115 206V205H114ZM113 206V207H114ZM230 206V205H229ZM245 206V205H244ZM45 208V211H46V207L47 206H44ZM52 207V206H51ZM56 208H58L57 206H55ZM61 207V206H60ZM73 206H71V207H69V208H72ZM78 207H80V205L78 206ZM77 207V208H78ZM89 207H87V208H89ZM111 207V206H110ZM235 207V206H234ZM246 207V206H245ZM34 208H39V209H35L36 210V212H35V214L34 213H31V212H29L31 209H34ZM53 208V207H52ZM68 208V207H67ZM67 208H63V211H61V212H59L58 213V215L60 216V214H62L63 215V218H61V219H64L65 220V218H64V209H66L65 211H67ZM80 208H82V207H80ZM79 208V209H80ZM94 208V209H93ZM104 208H106V206L104 207ZM107 208H109V206L107 207ZM44 209L43 210H41L42 212L44 211ZM59 210H60V208H58ZM74 209H76L75 207H74ZM246 209V208H245ZM58 210V211H59ZM72 210V209H71ZM77 211H78V209H76ZM102 210H103V208H102ZM110 210V209H109ZM138 210V209H137ZM234 210H235V208H234ZM238 210V209H237ZM252 210H254V209H252ZM252 210H250V212H252ZM256 210V209H255ZM33 211V210H32ZM41 211H39V212H41ZM53 214H55L56 213V211L53 209ZM76 211V212H77ZM86 211H88V209L86 210ZM86 211L84 212L85 214H87L86 213ZM100 211V210H99ZM141 211V210H140ZM143 211V210H142ZM257 211V210H256ZM259 211V210H258ZM46 212H48L47 214H49L50 215V213L52 212L51 210H49L48 208H47V211ZM71 212V211H70ZM82 212H83V209H82ZM88 212H90V211H88ZM96 212H95V214H96ZM146 212V211H145ZM145 212H143V213H145ZM180 212H179V214H180ZM245 212H248V211H246L245 210ZM245 212L244 213H242V214H238L239 213V211H237V215H238V217L236 218V223H238L239 222V219H242V218H239V217H242L241 215H243L244 214V216H246V214H245ZM27 213H31V215H28ZM80 213V212H79ZM94 213V212H93ZM91 214V215H94V214ZM160 213V214H159ZM236 213V212H235ZM28 215L29 216V218H30V220L28 221L27 219V217H25V215ZM43 214V213H42ZM52 214V213H51ZM81 214V218L83 217L82 216V213H80ZM149 214V213H148ZM20 215H21V217H23L22 219H21V217H20ZM91 215H89V217H91ZM108 215V214H107ZM147 215V214H146ZM240 215V216H239ZM72 216V215H71ZM76 216V215H75ZM125 216H131V218H129V219H127L126 220V222H125V220H124V217ZM143 216H144V214H143ZM150 216V215H149ZM197 216V217H196ZM257 215H256V213H255V211H253L252 213H249V218H251L252 220H255L256 221V219L258 220V216L256 217ZM260 216H263V215H260ZM86 217V218H85ZM84 218L85 219H87V220H90V219H92L93 217H91L90 219H89V217H88V215H86ZM88 217V218H87ZM191 217V219H192V221L194 220V218H192ZM27 218V219H26ZM70 218V217H69ZM78 218V219H77ZM80 218V220H79V217H76V219L77 220H79L80 222H83V221H85L86 222V220H82ZM216 218V217H215ZM49 219V218H48ZM60 219V218H59ZM59 219H57L58 221H46L45 222V224L46 223H49V228L51 229V227H53L55 224H57V222H59ZM94 219V218H93ZM188 219H190V218H188ZM263 219V218H262ZM24 220H27L26 222L28 223H25V221ZM49 220H51V219H49ZM69 220V219H68ZM247 220V219H246ZM23 221V222H22ZM61 221V220H60ZM66 221H67V218H66ZM65 221V222H66ZM70 221V220H69ZM75 221V220H74ZM79 221H75L74 223H76L77 222V225L80 223ZM91 221V220H90ZM197 221V220H196ZM234 221V220H233ZM241 221V220H240ZM255 221H253V222H255ZM64 222V221H63ZM71 222V221H70ZM69 222V223H70ZM93 222H92V225H94L93 224ZM187 222V221H186ZM194 222H195V220H194ZM224 222V221H223ZM258 222H259V220H258ZM32 223V222H31ZM54 223V224H53ZM171 224H173L172 222H170ZM192 223V222H191ZM228 223V224H229ZM257 222H255V224H256ZM26 224V225H25ZM170 224V225H171ZM176 224V225H177ZM239 224H241V223H239ZM239 224H237V225H239ZM254 224V225H255ZM28 225V229H27V227H25V226H27ZM37 225V224H36ZM59 225V224H58ZM69 225H71V224H68V225H66V227H69V229H71L72 227H74V226H76V224H74V226H72V227H70ZM79 225H82V223H80ZM83 225H85L84 223H83ZM91 225V224H90ZM94 225V226H95ZM242 225V224H241ZM248 224H247V221H246V226H247ZM23 226V227H22ZM96 226H95V230L97 229L96 228ZM102 226V227H101ZM48 227V226H47ZM58 227L59 226H57V227H53V229L55 230V228H57V230H59L58 229ZM169 227V226H168ZM231 227V226H230ZM248 227V226H247ZM20 228H21V230H20ZM43 228H44V230H43ZM48 228V230L47 231H49L48 232V234H50V232H51V230ZM75 228V227H74ZM74 228H73V231H75L74 230ZM79 228V227H78ZM215 228V227H214ZM240 228H242V227H240ZM11 229V230H10ZM25 229H27V230H25ZM29 229H31L32 231H33V233L34 234H36V236H32V235H34V234H30V235H28V232L30 233V231L31 230H29ZM68 229V228H67ZM77 229V228H76ZM85 229V228H84ZM168 229H170V228H168ZM201 229L199 230L200 232H201ZM9 230V231H8ZM13 230V231H12ZM20 230V231H19ZM25 231V233L23 232V234H27V235H24L23 236V234H21L22 233V231ZM43 232H42V231ZM54 230H52V231H54ZM57 230H56V232H57ZM191 230L192 229H190V233H191ZM194 230H195V228H194ZM193 230V231H194ZM198 230V229H197ZM242 230V229H241ZM17 231V232H16ZM32 231H31V233H32ZM64 231V230H63ZM79 231V230H78ZM255 231V229L253 230V232ZM16 232V233H15ZM40 232H42V233H40ZM91 232H93V231H91ZM187 232V231H186ZM185 232V233H186ZM199 232V233H200ZM203 232V231H202ZM19 233V235H17ZM43 233H44V235H43ZM61 233V232H60ZM194 233V232H193ZM244 233V232H243ZM247 233V232H246ZM20 234L22 235L21 237H23V238H21L20 237ZM39 234L41 235V236H39ZM47 234V235H48ZM66 234V233H65ZM196 234H197V231H196ZM86 235V234H85ZM195 235V234H194ZM29 236V237H28ZM32 236V237H31ZM96 236V235H95ZM97 236H98V234H97ZM166 236V235H165ZM165 236H163V237H165ZM202 236V235H201ZM16 237H18L17 239H19V240H17L16 239ZM20 237V238H19ZM26 237V238H25ZM257 237H258V235H257ZM44 238V237H43ZM51 239V237L49 236L48 237V239ZM59 238V237H58ZM159 240L161 239V238H159V237H157ZM243 238V237H242ZM245 238V237H244ZM243 238V240L245 241V239ZM260 238H261V236H260ZM22 239V240H21ZM45 239H47V236L45 237ZM54 239V238H53ZM95 239V238H94ZM204 239V238H203ZM98 239H96V241H97ZM63 241V240H62ZM67 241V240H66ZM155 241V240H154ZM161 241H162V239H161ZM160 241V242H161ZM171 241V240H170ZM40 242L43 244V246L42 245H40V246H42L43 248L44 247H46L47 245H46V243H45V245H44V243L40 240ZM48 242V241H47ZM54 242V241H53ZM98 242V241H97ZM96 242V243H97ZM100 242H101V240H100ZM103 242V241H102ZM177 242H179L180 244H177ZM200 242V243H201ZM207 242V241H206ZM246 242H247V240H246ZM40 243V244H41ZM65 243V242H64ZM64 243H62V244H64ZM166 243H168V242H166ZM199 243V244H200ZM209 243V242H208ZM248 243V242H247ZM246 243V244H247ZM49 244V243H48ZM51 244V243H50ZM165 244V243H164ZM170 244V245H171ZM250 244V243H249ZM248 244V245H249ZM52 245V244H51ZM212 245V244H211ZM49 246V245H48ZM91 246V245H90ZM95 246V245H94ZM168 247H169V245H167ZM205 246V247H204ZM210 246V245H209ZM213 246H214V244H213ZM247 246V245H246ZM53 247H54V245H53ZM83 247V246H82ZM86 247V246H85ZM93 246H91L90 248H92ZM163 247V246H162ZM164 247H165V249H166V246L164 245ZM215 247H217V245L215 246ZM31 248V247H30ZM50 248V247H49ZM55 248V247H54ZM84 248V247H83ZM82 248V249H83ZM95 248H96V246H95ZM81 249V248H80ZM80 249H79V251H78V254L76 253L75 254V252L74 251H72L71 253H73V254H75V255H78V258L79 257H81V256H79L80 254H82V256H83V258H86L85 260H87L88 258H90V259H92L90 256H86L84 253H83V251L84 250H82L81 251V253L79 254V252H80ZM86 249H87V247H86ZM85 249V250H86ZM88 249H89V247H88ZM93 250H94V248H92ZM164 248H163V250H165ZM21 250V249H20ZM30 249H28L27 251H29ZM43 251L45 250V248L44 249H42ZM47 250L48 249H46V253H47ZM74 250V249H73ZM198 250V251H197ZM210 250V249H209ZM264 251V250H263ZM31 252V251H30ZM29 252V253H30ZM49 252V251H48ZM163 252V253H164ZM170 252V253H169ZM206 252V251H205ZM208 252V251H207ZM40 253H41V250H40ZM87 253V252H86ZM200 253V252H199ZM199 253H198V255H199ZM22 254V253H21ZM21 254H20V257L19 258H21ZM32 254V253H31ZM50 254V253H49ZM73 254H70V251H69V253H67V252H58V253H52V255H50L49 256V261H51V263L52 264H60V263H63V262H66L67 260L69 261V259L71 258V256L73 255ZM75 255H73V256H75ZM198 255H197V257H198ZM201 255H204L203 253H202V251H201ZM209 255V254H208ZM232 255V254H231ZM254 255V254H253ZM19 256V255H18ZM35 256V255H34ZM34 256H32V258H34ZM41 256V255H40ZM86 256V257H85ZM196 256V255H195ZM205 256V255H204ZM219 256V255H218ZM264 256V255H263ZM25 257V256H24ZM30 258H26L27 260H29V259H31V260H29L28 261V263L30 262V261H33V263L34 262H36V260L34 261V260H32V258H31V256H29ZM200 257V256H199ZM202 257V256H201ZM18 258V259H19ZM23 258V257H22ZM75 259L77 258V256L76 257H74ZM242 258V257H241ZM254 258V257H253ZM35 259V258H34ZM90 259H88L86 262H90L89 260ZM20 260H22V262L24 263V259H20ZM20 260H18V263L20 262V263H22ZM26 260V261H27ZM42 260V259H41ZM45 260V259H44ZM44 260H42L43 262H44ZM73 260V259H72ZM78 260H80V259H78ZM85 260H83V261H85ZM39 261V260H38ZM42 261H39L38 262V264L40 263V262H42ZM92 261V260H91ZM96 261H98V259L96 260ZM180 262H181V260H179ZM47 262V261H46ZM73 262V261H72ZM80 262V261H79ZM98 262H101V261H98ZM50 263V264H51ZM12 264V263H11ZM69 264V263H68ZM71 264V263H70ZM110 264V263H109Z\"/></svg>",
	"mask_w": 264,
	"mask_h": 264
}]
</instances>
